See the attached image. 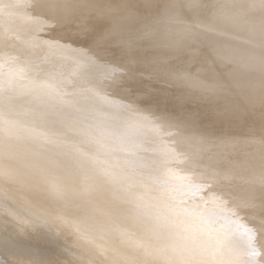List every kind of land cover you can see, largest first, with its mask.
<instances>
[{"label":"bare ground","instance_id":"6f19581e","mask_svg":"<svg viewBox=\"0 0 264 264\" xmlns=\"http://www.w3.org/2000/svg\"><path fill=\"white\" fill-rule=\"evenodd\" d=\"M106 1H108L109 3H107ZM208 1L209 0H133V1H130V0H112L110 2V0H0V65L3 66L4 64L5 65L7 64L9 67L10 66L9 62H10L11 65L12 64H14V65L15 64L16 65L22 64L23 67H26L27 66L26 63H25V66L23 63L27 61L28 66L31 67L29 69L33 71L32 79L36 83H38V85L40 83H42L41 85H44L43 83L46 84V82H49V80H50V82H52L51 80H52V77L54 75V71L57 68H59L60 65H62V66L64 65L67 67V65H65V64H70V70H67V73L70 72L68 74L78 75L80 77H81V75H83L82 77L84 79H85V76L91 77L88 80V82H89L88 84H90V86H91L90 89H92V91L94 93H92L91 91L89 93L92 96H93V94H95L96 97L93 96V98L95 97L94 100H97V102H100L102 104V105H99V106H103V108H101V110H105L106 108L107 109L112 108V106H113V108H114V106L115 107L118 106L119 108H117V109L114 108L118 112H119V109L121 107H122L121 109H123V110L125 109L124 112L127 110L126 113H129V115L131 117V119H129L130 125L127 127L128 128L127 130L124 129L126 131V134L122 133L119 136H123V134H125V136H126L125 138H128L129 136H131L130 138H132V136L134 134V133L132 134V132H136L135 126H137L138 123H140V125L145 124V126L149 127V128H150V126L154 127V124H156V123H158L159 125H162V126L166 125L171 130H174L176 128H179V129L181 128L180 131L182 133L178 132L177 130H174V131L178 132L179 136L176 135V132H175L176 137L174 139L171 140V137L173 138L174 135L173 136L170 135L171 136L170 138L168 136L169 142L171 141L170 143H166L167 140L165 141V139H167V138H165V139L161 138L162 140L159 138V140H157V141L162 142L164 140V142H165V143H163L164 144L163 145L164 150L163 149L161 150V152L163 151L162 154L157 153L156 152L157 147H156V144H155L156 142H155L154 147H156V148H154L155 150L153 149V151H155L157 154H155L153 152L154 154H151V155L154 156V158L152 156V158L154 160L158 159L155 163H158L159 161H161L159 163H162L163 162L162 160L163 159L167 160V158H168L167 162H169V159L171 160V158H172V159L176 160L175 163L180 162V165H181V163L185 164V162H186V165H189V162H188L189 160H188L187 154H186L187 157H184V155H185L184 152H187L186 147H188V148L191 146H195V147L200 146L201 147V145H203L202 148H207V150H208V148L210 149L213 146H216V144L218 143L217 141H220L221 138L223 139L224 136L227 135V134H225L226 133L225 131L228 130L227 129L228 125H227L226 129L225 128H224L225 130L223 129L224 131L221 130V132H219V134L222 132H225L224 136L220 137V135H218V133L215 136H213V138L214 137L216 138L217 136H218L217 138H220L219 140H215V145H213L214 143H212V141H211V144H209V147H204V144L207 143L208 136L210 135V133H212L210 131L208 132V128H210L211 126L209 125L210 123L208 124L207 118L210 119V117L215 115L217 112L216 113L213 112L215 114H212L210 117H208L209 115L208 116L206 115L205 117H207V118H205V117H203V115H201L197 120L192 122L191 121L192 116L197 114V109H196L197 106L202 105L203 107L209 108L210 109V110L208 109L209 113H206V114H210L212 110H219V111L223 112V110L225 111V108L227 107L228 104L230 105V103H233L234 106L232 107V109H231V106H229L230 108L229 107H227V108L233 110V108H235V105L242 99V95H244L243 93L245 92V90H243L244 88H247L248 90H250L249 93H255V94L261 93V95H262V92L264 89V86L261 87L263 89L260 88V86L262 84L264 85L263 77H262L263 82H260L261 81V75L263 76L262 71H261L262 74L259 73L260 77L257 76L258 74H256V75L254 74L256 72V70L258 71L259 68H261L260 70H262V68L264 66L263 64H260V65H263L262 67L259 66V63L261 62L262 57L264 55V50H262V51L258 50L259 47L256 48L255 43H254V41H256V38H259L260 41H262L261 38L264 40V0L259 7L257 6L256 9L248 8V4L246 2H250V0H227L229 2L227 7L216 6L214 8H212L208 5ZM153 6H156L158 8L159 12L166 15V16H164L165 18L150 20V18L147 17V10L149 9V7H153ZM237 14H239L240 17L237 16ZM198 15H202V18L201 19L196 18V16H198ZM238 32H240V33H238ZM74 36H78L79 37L78 40L75 41L73 39V38H75ZM76 39H77V37H76ZM257 41H256V45L258 46ZM263 44H260V45L263 46ZM262 46H260V47H262ZM42 57L45 58V61L43 64L45 66H47V67L49 66V68L53 69L54 71L51 70L53 73L52 72L50 73L49 70H46L48 68H45V66L42 63H40V61H42V60L37 61L38 58H42ZM32 58H34V60L36 59L35 61L38 62V64L36 63L37 65L35 64L33 66H30V64L28 62H29V60L32 61L31 60ZM139 61L148 62V67H146L143 70L137 69L135 66H136L137 62H139ZM262 62L264 63V60ZM33 63H35V62H33ZM33 63H31V64H33ZM7 65L5 67H7ZM14 65H12L13 67H11V69L14 68ZM18 66H17V70H18ZM156 67H159L161 69V73L158 77V80L156 81V83H149L150 70H152ZM68 68L69 67H67V69ZM98 68H101V70H100L101 72L106 73L105 77H103V76L100 77V74H98V76H97V73H99V72H97ZM6 69H5V71L7 72L8 69L7 70ZM3 70H1V71H3ZM263 70H264V68H263ZM14 71H16V69ZM94 72H97V73H95L96 74L95 77L93 75ZM0 74L4 75L3 72ZM55 74H58V76H59V72L56 73V71H55ZM107 74H108V76H106ZM16 75H18V74H16ZM16 75H14V76H16ZM63 75H64L63 78L60 77L61 79L59 82L60 87L61 86L63 87L62 89H64L65 87L68 88V85L70 82V78H67V76L65 77V74H63ZM89 75H92V76H89ZM18 76H19V78L21 77L20 75H18ZM255 77H259L258 80L260 79V81H258ZM1 78H0V84H1V80L3 79V78L2 79ZM16 78H17V76L14 77V79H16ZM19 78L17 79V81L19 80ZM56 78H58V77H56ZM7 79H8V77H7ZM28 79L30 80V78H28ZM55 79H53V80H55ZM116 79H119V81H114ZM3 81H5V79L2 80V83H3ZM22 81L20 80V82H22ZM26 81L27 80H25L23 82H25L24 84L26 85V87H29L30 85L27 86ZM12 82H13V80H12ZM129 83L132 84L131 90L129 92L127 91L126 93H122V88L124 86H127ZM260 83H262V84L258 85ZM21 84L22 83L19 84L18 82L16 84L13 83L12 86H9V85L5 86L3 84V87H2V91L4 92V95H7V96L9 95V98L7 96H6L7 99L5 97H4L5 99L2 98L3 100L0 98L1 99L0 100V116L3 115V117H1V118H4V119L7 116H8L7 119L10 117L9 120H6V121L4 120L5 122H7V121H9V122H7L8 124L6 123L7 125L5 124L6 128L4 127L3 129H5L7 134H8V132L9 133L11 132V134H10L11 136H12V134H14V131L16 129L19 128V130H20L22 128L21 126H19L20 124L17 121H16L18 123L17 127L18 126L19 127L15 128V124H14V122H11V118L13 120V117H15V113H19L18 109H20L24 103H27V101L30 102L34 99L33 103H34V101H36L38 104H40L41 105L40 110H42V106H44V105L46 106L47 103L49 104L48 105L49 107H50V104H52V107H53V103L55 102V100L60 98L57 96H59L62 93V90H61V92L60 91L57 92V94L60 93L59 95H57V94L48 95L50 93L49 90L54 89L55 87L49 88L44 92L42 90V92H41L42 94L39 92V90H37V92H39V93L35 92L36 94H34L33 92L28 93V91H26V92L24 91V89L21 87L22 86ZM24 84H23V86H24ZM51 84H53V83H51ZM86 84H87V82H86ZM88 84H87V86H88ZM32 85H34V84L32 83ZM35 85H37V84H35ZM48 85H50V83ZM48 85H46L45 87L47 88ZM1 86L2 85H0V88H1ZM40 87H36V88H40ZM45 87H44V89H45ZM49 87H52V86H49ZM3 88H4V90H3ZM34 89H35V87H34ZM41 89H43V88H41ZM59 89H56V90L58 91ZM90 89L88 88V91ZM0 91H1V89H0ZM35 91H36V89H35ZM68 91H70V90L68 89ZM68 91L66 90V92H68ZM242 91H244V92L242 93ZM0 94H1V92H0ZM64 94H65V92H64ZM71 94L73 95V92L69 93V94L66 93L65 96L71 95ZM263 94H264V92H263ZM4 95H2V97ZM10 95L11 96L15 95V96L13 99H10L13 97V96L10 97ZM249 95H252V94H249ZM88 96H89V94H88ZM130 97H131L130 100H132V98H134L131 102H129ZM245 97L249 98L246 95H245ZM245 97H243V98H245ZM251 97H253V96H251ZM255 97H257L259 100L261 99L260 95L258 96V94ZM70 98L71 97H69V99ZM72 98H71V101H73V99H74V98L73 99ZM85 98H84V100H85ZM173 98H175L176 100L174 102L173 101H170V102H173V103L176 102V104H174V105L177 107L173 106V109H171V110L173 112V111H175V108L176 109L178 108V110H176V112L171 113V111H170V113H169V110H167L168 111L167 112L165 109L162 110V108H160L159 106L157 107L158 104L161 105L163 102L165 103L167 100H170V99L173 100ZM91 99H90V101H88L86 98L88 103L93 101ZM66 100H67V98H66ZM77 100L84 101L82 98L81 99L78 98ZM246 100L247 99H245V101ZM254 100H255V104H256L258 102V100H256L255 98H254ZM63 101H65L64 97H63ZM85 101H84V104L86 105L87 103ZM248 101H249V99H248ZM263 101H264V99H263ZM263 101H262V103H263ZM36 102H35V104H37ZM65 102L63 103L64 107H65V105H67V103H65ZM75 102H77L76 107H78V109H79V106H78L79 103L78 102H80V101H76V99H75ZM93 102H94V104L97 103L95 101H93ZM259 102H258L259 105L262 104ZM30 103H32V102H30ZM33 103L31 105H33ZM59 103H60V101H59ZM252 103L248 102V104H249L248 107H251L252 109L256 105H258V104H256L254 107H252L254 105V103H253V105H252ZM54 104L57 105V103H54ZM61 104H62V102H61ZM70 104H71V102H70ZM80 104H82V102ZM94 104H92V106H95L94 108L96 109L98 104H95V105ZM240 104H242L241 101H240ZM240 104L238 103L236 110H234V111H236V114L234 116L232 114L233 119L231 120V122H229V121L227 123L223 122L226 124L229 123V128H230V126L234 127L233 129H235V127L240 128V127H243L242 126L243 123L245 124L244 112H246L247 109L244 110L243 108H246V107H243ZM40 105H37L36 108L39 109L38 107ZM58 105H59L58 107L61 108L60 107L61 105L60 104H58ZM74 105L75 104L73 102V107H74ZM83 105L80 106V107H82L81 109H79L80 111H82L84 109ZM154 105H156V106H154ZM239 105L242 106L243 108H240ZM243 105H246V104L243 103ZM262 105H264V103ZM262 105L258 106L256 110H258V108L260 109V107ZM67 106L69 108H73L72 105H70V106L67 105ZM152 106L156 107L155 111H154V108H152ZM162 106H164V105H162ZM25 107H27V106H25ZM30 107L33 108L32 106H30ZM30 107L28 106L27 108H30ZM55 107L56 106L54 105V109H55ZM88 107L86 106V109ZM104 107H105V109H104ZM238 107H239V109H238ZM24 108H21V109L24 110ZM27 108H25V109L27 110ZM31 108L28 110L29 112H30ZM98 108H100V107H98ZM21 109H20V113H21ZM66 109H63L65 111L62 112L61 114H63V113L68 114L67 112L69 111V115L72 113L71 114V116H72L73 112H70L71 109L67 110V111H66ZM75 109H77V108H74L73 110L75 111ZM91 109H93V108L91 107ZM114 109H112V110H114ZM26 110H24V111H26ZM44 110H45V108H44ZM46 110L49 111L50 108H47ZM46 110L45 111L42 110V112L45 113V112H47ZM109 110L111 111V113L114 112L111 109H108L107 111H105L107 113L104 112L105 115L103 114L105 117H107V115L110 113V112L108 113ZM116 110H115V112L118 113ZM138 110H140V111H138ZM254 110H255V108H254ZM254 110H253V112L256 111V110L255 111ZM24 111H22L23 114L21 113L22 116L24 115ZM36 111L37 110H35L34 113H38ZM54 111L57 112L56 109ZM78 111H77V114H76V111L74 112V114H76V116H74V119L71 117L73 120H75V117H76V119H78L77 116L80 115V114H78ZM226 111H227V109H226ZM234 111H232V112L234 113ZM249 111H252V110L249 109L248 112ZM53 112H52V114H53ZM91 112H92V115L91 114L90 115L92 118L93 114L95 112L94 113H93V111H91ZM102 112L103 111H101V113H98V112L97 113L102 115ZM124 112L122 111L121 113H124ZM205 112L206 111H204V113ZM230 112L231 111H229V114H230ZM28 113H26L25 117L23 116V118H27V120H28V118L30 116H32V117L36 116L35 114H33L34 115L33 116V115H30V113L29 114ZM50 113L47 112L46 115H48ZM55 113H54V115H55ZM57 113H60V112H57ZM126 113H124V114L127 115ZM250 113L251 112H249L248 114L254 116V114H252V113L250 114ZM255 113L257 115V112H255ZM66 114H64L62 116L65 117ZM81 114H82V112H81ZM119 114H117V117L120 116ZM155 114H156V116H155ZM226 114H228V111L226 112ZM246 114L247 113H245V115ZM17 115L18 114H16V116ZM27 115L28 116L30 115V116L28 117ZM37 115L43 116V114H37ZM54 115L52 116L50 114V116H52L54 119L56 118L55 121L57 120L58 124L63 123L65 121V120H63V122H59L58 121L59 118L55 117ZM59 115L57 114V116H59ZM86 115H87V113H86ZM86 115L83 114L82 116L85 117ZM4 116H6V117H4ZM109 116L110 115H108V120H109ZM111 116H112V114H111ZM220 116H222L221 119L224 117L222 113L220 114ZM225 116H227V115H225ZM20 117L21 116L19 114V117L17 116V118L15 117L14 119L19 120ZM59 117L61 119L64 118V117H61V115ZM95 117L96 116L94 115V118ZM98 117L101 118L100 115ZM121 117H122V114H121ZM227 117H225V118L227 119ZM257 117L260 118V116H257ZM257 117H254V121H255V118H257ZM37 118H39V117H37ZM37 118H35L34 120H36ZM66 118H68V116H66L65 119ZM89 118L90 117H88V119ZM112 118H113V116H112ZM114 118H116V117H114ZM118 118L120 119V117H118ZM118 118L114 119L113 121L119 122ZM262 118H260V121L256 122V124H258V123L260 124ZM30 119L31 118H29V120ZM39 119H38V122L40 121L39 123L44 122L43 120L41 122V120H39ZM41 119H43V118L41 117ZM44 119H45V115H44ZM46 119H47V117H46ZM49 119L50 118H48V120ZM88 119H86V120H88ZM95 119H96V121H95V124H96L97 118H95ZM221 119H220V122H221ZM224 119H223V121H224ZM249 119H251L250 116H249ZM21 120H22V117H21ZM21 120L19 122L22 124ZM25 120H23V121H25ZM29 120L27 122H30ZM48 120H46V122ZM50 120L52 121V118ZM104 120H105V118H104ZM115 120H118V121H115ZM257 120H259V119H257ZM263 120H264V118H263ZM51 121L49 123H51ZM71 121L72 120H70V122ZM99 121L100 120H98V122ZM2 122H3V120H2ZM2 122L0 120V125H2ZM31 122H30V124L32 125L33 123H31ZM66 122H64L63 124H65ZM106 122H109V121H106ZM111 122H112V119H111ZM249 122H250V120H249ZM251 122H252V120H251ZM262 122H264V121H262ZM73 123H75V122L73 121ZM73 123H72V125H74ZM87 123L85 122L84 124H86V126L88 128L89 123L88 124ZM91 123H93V120ZM101 123L105 124L102 121H101ZM24 124L25 123H23V125ZM103 124H101L102 127H103ZM207 124H208V126H207ZM216 124L217 123L214 124L213 128L211 127L213 129V131L215 130V127L219 123L217 125ZM253 124L255 125V123H253ZM263 124L264 123H261L260 126L262 125L261 127H263L264 126ZM31 125H30V127H31ZM36 125L34 124V126H36ZM61 125H60V127L59 126L57 127V124H56V128L57 129L60 128V130H63L65 126L62 127L63 125L62 126ZM67 125H71V124H67ZM98 125H100V122L98 123ZM109 125H110V123L108 124V127H109ZM251 125H252V123H251ZM26 126L28 128V125H26ZM44 126L46 128V125H44ZM54 126H55V124H54ZM54 126L50 127L48 125L47 128L50 127L48 129L52 130L51 128L52 127L54 128ZM90 126H91V124H90ZM92 126L94 127V125H92ZM113 126L119 127V123H118V125H117V123H115V124H113ZM113 126H112V128L110 127L109 129L112 130L114 128ZM138 126H139V124H138ZM218 126L216 127V129L220 130V129H218ZM221 126L222 125L220 123L219 128ZM256 126L257 125H255V127H254L252 125V127L255 129H253L251 126H249L253 129V133H255L254 130H256ZM1 127H3V126H1ZM30 127H29V130L32 129V128L30 129ZM37 127H36V129H38ZM40 127H41V124H40L39 128ZM72 127H74V126H72ZM72 127H69V129ZM93 127H91V130ZM106 127H107V125H106ZM106 127H103L102 129L103 130L105 129V131H108V130H106ZM118 127L116 129H118ZM142 127H144V126L142 125ZM246 127H244L245 132H247L246 134L249 136L248 131H246ZM261 127H259V128H261ZM24 128H26V127H24ZM24 128H22V129L24 130ZM33 128H35V127H33ZM41 128H40V130H42ZM56 128H54V129H56ZM76 128H78V127H76ZM87 128L84 125V129H87ZM95 128L97 131L98 129L100 130L101 127L99 128L96 126ZM95 128H94V130H95ZM259 128H257V130ZM84 129L80 130V126H79L78 131L80 130L83 132V133L82 132H79V133H81L83 135L85 133ZM88 129H87V132H88ZM146 129H148V128H146ZM156 129H157V126H156ZM252 129H250V130H252ZM19 130H16V131H19ZM23 130H22V134H21V132H19V133L23 136H24V134L27 135V133L23 134ZM29 130H26V132ZM60 130H58L59 133L57 131L56 132L58 134H60ZM64 130H65V133L69 132L68 130L66 132V128ZM91 130H89V131H91ZM122 130H121V132H122ZM136 130H137V128H136ZM166 130H168V129H166ZM257 130H256V132L260 133V131H257ZM38 131H39V129H38ZM46 131L48 132V130H46ZM71 131H73V130H71ZM116 131L117 130H115L114 132H116ZM119 131H120V129H118V133H119ZM140 131L142 132V130H140ZM145 131L147 132V130H144L143 133ZM152 131H153V128H152ZM159 131H160V129H159ZM237 131L235 130V133ZM51 132H50V135L52 136ZM99 132L97 134H95V132H93V133L95 135L99 134L101 136H103V135L105 136V133H107V132H104V134H103V132H101L103 134L102 135ZM114 132H112L113 135L111 133L110 134L107 133V134H109L110 137H112V136L115 137L117 133L115 134ZM129 132L132 135H130ZM171 132H170V134H174ZM61 133H62V131H61ZM166 133L167 132L164 133L165 136H167ZM214 133H216V132H214ZM230 133H231V131H230ZM238 133H236V135ZM258 133H256V134H258ZM58 134H57V136H59ZM62 134H64V133H62ZM71 134H72V132H71ZM71 134L70 133H69V135L64 134V136H66V135L71 136ZM76 134L78 135V132H76ZM94 134H91V138H93L95 136ZM114 134H115V136H114ZM207 134H209V135H207ZM250 134H251V131H250ZM262 134L264 135V129L262 131ZM14 135H16V134H14ZM28 135H31V134H28ZM82 135H80V137ZM86 135L87 134L85 133L83 137H85ZM127 135H129V136L127 137ZM153 135H151V136H153ZM161 135H163V134H161ZM230 135H232V134H230ZM236 135H234V136H236ZM252 135L254 136V134H252ZM252 135H250V137ZM72 136H74V134H72ZM101 136H100L99 140H101ZM119 136L118 137L116 136V137L121 138ZM144 136H145V134H144ZM202 136H204L205 138H201ZM257 136L258 135H256V137ZM53 137H55V136L53 135ZM77 137H72V138H77ZM225 137H226V141H228L227 137L229 139V136L227 135ZM231 137H230V139H231ZM238 137L240 138L241 136H236L237 139H238ZM252 137L250 138V140L252 139ZM256 137H255V139H256ZM259 137H260L259 140H261L262 139L261 136H259ZM65 138H67V136ZM82 138H81V140L83 141ZM109 138H108V140H111V141L115 140L113 138L112 139H109ZM149 138H151V137L149 136ZM248 138H247V136L245 137L246 141ZM263 138H264V136H263ZM61 139H64V137ZM106 139H107V137H106ZM156 139H157V136H156ZM156 139H154V140L156 141ZM242 139H244V136L240 140H242ZM257 139H258V137H257ZM74 140L77 141V139H73L71 142H73ZM79 140H78V142H81ZM84 140H87V138ZM102 140H103V137H102ZM102 140L100 142L101 143L100 145L103 146V144H104V146H105V142L107 144V140L105 142H103L105 140V138L103 141ZM117 140H119V139H117ZM117 140H116V142H118ZM126 140H129V139H126ZM150 140L151 139H149V142L153 143V142H151L153 140H151V141ZM235 140H234V142H235ZM256 140L255 141L253 140L254 143L252 142L254 144L253 148H251V147L246 148V151H247V149H250V148L251 149L248 150L247 153L242 154V157L240 156L241 158L239 160L234 161L235 158L233 159L234 162H232V160L231 161L228 160L232 163L231 164L229 162L231 165L226 161L227 164L230 166H225V168L230 167L229 169H223L221 167V166H223V164L220 166L221 168L218 166L216 167L214 165V163H213V165L215 167L211 168L212 165L210 164L211 167H210V169H208L210 166L209 163L211 162V161L210 162L208 161V165H209V166L207 165L208 168L206 166L204 168H207V169L204 170V168L202 167L204 172H202V170H200V173L202 172L201 174L199 173V170H198L197 172L200 174V176H198V175H196L197 172L194 174V172L192 171L191 167H196V164H193V163L192 164L195 166H191L190 167L191 169H186L185 171L183 170V172L181 171L182 167L179 164L178 165L181 167L180 171L178 170L179 172L177 170H173L174 168L173 169L169 168V171L171 170V173L167 171L168 170L167 167L169 165L167 167L166 166L163 167L160 165L162 172H163V168H166V172L168 174L170 173L168 177L170 179H172V181H170L169 184L171 182L175 181V183H177L179 185L178 187H180V186H182V188L184 187L181 190V192L184 189H185V191L188 192V194L186 195L185 193H187V192L184 191L185 198L187 196V199L181 200V202L182 201L183 202L181 203L180 208L179 209L177 208L179 205L177 207L175 206L176 210L174 209L175 210L174 212L173 211L168 212L169 209H171V207L174 205L173 202L170 203L172 200L170 201L169 197H167L168 199L166 198L169 201V203L166 205L167 202H165L164 200L162 201V203H159L160 201L159 202L153 201L152 198H151L152 199L151 200L150 196L148 194L147 195L149 197L146 196L147 198L144 197L145 194H144V196L142 195L143 197H140V196L137 197L138 195H140V194H137L138 192L137 193L134 192V193H136L135 196H130V195H132L131 192H133V190H134L133 188H132L133 190H131V192H130L131 194L127 190V193H128L127 196L128 197L126 195H125L126 197L123 196L125 193V190H126L125 188H123L125 186V185H123V183L127 182V184H129L130 181H133V180L127 181L126 179H131L133 176L132 177H131V175L129 176V174H127L123 170V172H124L123 174L128 175V177H131V178H127V176H124V175H122V173H120L123 176L122 177L123 179H124V177H126L125 178L126 182H124L123 180L121 182L120 181L118 182V180H117L118 177H117V179L115 177L117 176L116 173H118V171L120 170L119 169L120 167L117 168L115 166V164H114V166L111 164L110 165L108 164V166L114 167L113 169H116V171H117L116 173L113 171L116 175L114 177L115 178V180H114V178L111 177L113 175L110 174V176H109V174H107L108 170H105V169H109V171H110V168L105 167V164H104L105 162L100 161L103 159L104 156H102L101 157L102 159L99 160V162H101V164L103 163L102 166H100V167L96 166L94 164L93 160L91 162H93V164H94L93 166L94 167L96 166V167L93 168V166L91 167L88 165L91 168V170H93V172L92 171L91 172L93 174H95L96 177L90 178L91 175L95 176V175L91 174V172H90L89 176H86V178L87 177L90 179L94 178V180L95 179L97 180V178H99V179L101 178L102 179L101 181H103V182L105 179L101 177L102 173H103V176L107 177V175H108L109 178H112V179L108 178L109 180L106 181L107 178L105 177L106 178L105 183L99 182L100 183V187H99L100 189L99 188L95 189V187H97L98 181L95 180L96 184L92 182L94 180H91L89 183H87L89 180L86 181L85 174H82V176L83 175L84 176L82 178H80L79 172L82 171L83 173L84 172L86 173V170L84 171L85 166L82 167L83 169L77 168V165H76L77 162L76 163L74 162L77 170L82 169L81 171L78 170L79 172H75V173H77L76 175L79 176L81 181L82 180L86 181L85 183H83V182L79 181L80 180L79 178H77V179H79V180H77V182L79 181L81 183L79 185L80 187L78 186L79 188L76 187V189H74V190H76V192L74 193V196L77 195V193L85 194V197H87L86 199L88 201L91 200L90 202H92V203L86 202L83 199V201L85 203H87L83 206L80 204V203L84 204L81 201L82 199L77 198V196L78 197L80 196L81 198H83L84 195L81 196L82 194L81 195L79 194V195L75 196V198L77 199L75 202L79 203L77 201H80L79 204L81 205V207L79 205L78 206L80 208L73 206V208H72L73 210H74V208H77V209H75L76 213H74V215L69 213V215L70 214L72 215V218H70V220L72 219L71 224H73V228L70 225V221H69V225H67L68 222H66V221H68V220L65 218L66 215L65 216L63 215L64 217L62 218L63 220L65 218L66 221L65 220L62 221V219H61V221L59 220L60 221V223H59V221L57 222L55 219H53V220H55L59 224H61L62 222H66V225L68 227L70 226L69 229H71L72 231H76L77 234H79V237H81L83 235V237H86V239L92 238L93 243L96 241L95 245L97 247H99L103 250L106 249V251H108L106 254L108 257L112 258V262L114 264H131V263H133V264H264V144H263V141L261 142L259 140L258 141H256ZM98 141H95L96 145H97ZM123 141L125 142V140H123ZM131 141H132V139H131ZM223 141H224V143H226L224 139H223ZM246 141L243 140L244 143H246ZM91 142H93V140ZM119 142H121V141H119ZM124 142H121V143L123 144ZM126 142L129 145L131 144V143H128V141H126ZM149 142H148L147 146H149V145L151 146V144H149ZM161 142H157V143L161 144ZM229 142H232V141L229 140ZM238 142L237 143L239 145L244 144V143H241L242 141H238ZM248 142H250V144H251V141H248ZM82 143L85 146L84 142H82ZM82 143H81L80 149H82L81 148ZM86 143H88V145H90V142H86ZM233 143H232V145H233ZM98 144H99V142H98ZM127 144L125 143L123 145L126 146ZM250 144H249V146H250ZM18 145H20V144H18ZM77 145H79V144H77ZM92 145L93 144L88 146V148L91 147ZM115 145H117V143ZM115 145L113 144V146H115ZM211 145H213V146H211ZM220 145L217 144V146H220ZM225 145L226 144H223V148ZM239 145H238V147H239ZM21 146H22V144H21ZM87 146H85V147L87 148ZM109 146H110L109 149L111 147L114 149L112 144H110ZM124 146H122V147L125 149L127 146L126 147H124ZM157 146H161V145H157ZM226 146H225V148H226ZM243 146L246 147L247 145L246 146L243 145ZM70 147L71 146H69V149H70ZM97 147L99 148V146H97ZM134 147H137V146H134ZM134 147H132V148H134ZM146 147L144 145V149ZM73 148H74V146H73ZM86 148H84L85 150L83 149L84 152L85 151L86 152L83 153V150H81L82 151V153H80L81 156L78 155L77 157H79V156L82 157L83 154H87V156H89L88 159L90 161L91 155L90 154L88 155L87 151L91 148H89V149L87 148L88 150H86ZM142 148H143V146H142ZM152 148H153V146H152ZM191 148H193V147H191ZM230 148L232 149V152H234L233 151L234 149H238V148L233 149L231 146L228 149H230ZM76 149L74 148L73 151ZM102 149L106 150L107 147H104ZM128 149H130V148H128ZM134 149H136V148H134ZM213 149H214V147H213ZM216 149H215V151L213 150L210 153L216 152ZM228 149H227V151H228ZM243 149L237 150V151H239V154H240V151ZM92 150H95V149H92ZM99 150H101V149H99ZM121 150H123V149H121ZM188 150H190V149H188ZM218 150H220V152H221L220 148H218ZM65 151H66V149H65ZM71 151H72V149H71ZM73 151H72V153L70 152L69 154H73ZM78 151L81 152L79 149H78ZM95 151H92L94 154L93 156H96ZM103 151L104 150H102L101 154H104ZM110 151H111V149H110ZM118 151H119V146H118L117 152ZM125 151H128V150H124L122 152L124 153ZM130 151H132V150H130ZM139 151L140 150H135V154L133 152V154L135 156L133 155V157L138 156L136 154L137 153L140 154ZM196 151H197V149L195 150V152ZM198 151L200 152L201 148L199 150V147H198ZM208 151H210V150H208ZM208 151H206L208 154L205 153L204 151H203V154L205 153L206 156L207 155L211 156V154ZM225 151H226V149H225ZM79 152H78V154H79ZM90 152H91V150H90ZM122 152H119V153L121 154ZM158 152H160V150H158ZM106 153H107V150H106ZM119 153H117V154L119 155ZM129 153H131V152H129ZM145 153H147V150ZM148 153H150L149 149H148ZM191 153H192V151H191ZM223 153L224 152L222 151L221 154H223ZM229 153L226 152V154H229ZM235 153L238 154V152H235ZM241 153H242V151H241ZM64 154H65V152H64ZM66 154H68L67 151H66ZM101 154H100V156H101ZM112 154L114 155V153H112ZM143 154H142V156L145 158L147 156H144V155H148V154H144V155ZM216 154L220 156V153L218 154V151ZM230 154L232 155V153H230ZM237 154L236 155L234 154V155L238 158ZM68 155H65V156L63 155L65 159L64 158H59V159H61V161H63L62 159H64V161L67 164V163H69L67 161V159L70 158V157H68L66 159V157ZM107 155H109V153H107ZM107 155H105V156L108 158ZM118 155L115 154L116 158H119V157H117ZM204 155H203V157L206 158V156H204ZM223 155H225V154H223ZM231 155H229V156L232 158V156H234V155H232V156ZM73 156H74V154H73ZM73 156H72V158L75 159L76 156H75V158ZM97 156H98V153H97ZM97 156H96V158H98ZM109 156H111V152H110ZM201 156H202V154H201ZM212 156H213V154H212ZM229 156H227V157H229ZM80 157L78 158V161H79ZM122 157H123V155H122ZM190 157H192V155ZM194 157H196V155H194ZM203 157L200 158L201 162H202V159H204ZM222 157H221V159H222ZM83 158H84V156H83ZM83 158H81V161H80L81 164L84 162ZM107 158L104 160H107ZM120 158H119V161H117L115 163L120 164V163H118V162H120ZM197 158H198V156H197ZM29 159H30L29 156H25L21 160V163L26 161V160H29ZM59 159H57V162L60 161ZM85 159H86V155H85ZM88 159H86V160H88ZM93 159H94V157H93ZM110 159L113 160L114 158L112 157ZM115 159H114V161H115ZM131 159H133V158H131ZM149 159H150V157H149ZM149 159L147 158L145 160H149ZM191 159H193V158H191ZM196 159L194 161H196ZM213 159H212V161H213ZM143 160H144V158H143ZM166 160H165V162H166ZM208 160H210V158ZM54 161H55V159L53 160V162ZM61 161L59 162V164L62 163ZM73 161L74 160H72V162H70L68 165H71L73 163ZM96 161H98V159H96L95 162ZM121 161H124V160L121 159ZM138 161H140V160L138 159L137 162ZM142 161H141L142 164L148 163L146 161L143 163ZM198 161H199V158H198ZM203 161H205V160H203ZM224 161H225V158H224ZM65 162H64V164H65ZM80 162H79V164H80ZM106 162H108V161H106ZM150 162H151V160H149V163ZM172 162H174V161L172 160ZM196 162H194V163H196ZM205 162H207V161H205ZM218 162L219 161H217V163ZM221 162H223V159L221 160ZM226 162H224V163H226ZM123 163H121V164L123 165ZM126 163H127V161H125V163H124V169L126 167L125 166ZM128 163H130V161H128ZM199 163H200V161H199ZM220 163H219V165H220ZM34 164H35V166H39V164L36 163V161L34 162ZM87 164H88V162H87ZM131 164H134V163H131ZM131 164H129V165H131ZM153 164H154V162L152 163V165L150 164V166L152 168H154V166H155V165L153 166ZM206 164L207 163H205V165ZM73 165L74 164H72L71 166H73ZM85 165H86V161H85ZM98 165H100V164H98ZM120 165H117V166H120ZM199 165L200 164H198V166ZM139 166H140V163H139ZM150 166H148V167L151 168ZM179 166L178 167L174 166V167H175V169H177V168H179ZM184 166L185 165H183V167ZM79 167H81V165H79ZM121 167H123V166H121ZM141 167H143V165ZM148 167L146 166V168H147V169L145 168L146 171L147 170L149 171ZM155 167L157 168L158 166H155ZM186 167H188V166H186ZM90 168H88V169H90ZM127 168H129V167H127ZM196 168H195V170H196ZM72 169L74 171H76V169H74V168H72ZM72 169H69V170L71 171ZM94 169H95V171H94ZM129 169H126V171H128ZM151 169H150V171H151ZM183 169H185V168H183ZM66 170H67V168H66ZM69 170L67 171L68 175L70 172ZM132 170H134V169H132ZM137 170H139V168L138 169L136 168V172H137ZM105 171H106L107 175L105 174ZM129 171H131V170H129ZM140 171L141 170H139V173L141 174ZM6 172H8V171H6ZM136 172H135V174H136ZM144 172L145 171L143 170V173ZM155 172H156V169H155ZM155 172H153V174ZM10 173H12V171ZM54 173L52 174L53 176L57 174V171ZM58 173H59V170H58ZM63 173H66V172H63ZM81 173H80V175H81ZM128 173H130V172H128ZM160 173H161V171H160ZM163 173L166 174L165 172H163ZM62 174L59 176L61 177ZM72 174H74V173L72 172L71 175ZM144 174H146V173H144ZM164 174H163V176H164ZM168 174H166V175H168ZM233 174H235V175L237 174L236 176L243 177L245 180L243 182H241L240 181L241 179L239 178L238 181H236L235 183H229L230 182L229 180L231 179V177L235 176ZM15 175H17V174L14 172L13 178L17 177ZM52 175H50L51 180H52V178H54V177H52ZM146 175H145V178H147ZM59 176L57 175L56 177H59ZM70 176L66 175V179ZM140 176H139V178H141V181H142V179L145 180V178H142L143 176L142 177H140ZM159 176H161V175H159ZM159 176H158V178L162 177V176L161 177H159ZM139 178H137V180H139ZM163 178L165 179V177H163ZM219 178H221V179L223 178L224 180L228 181L227 185H226V183H224L226 181L223 182V180H222L223 183H221L218 180ZM235 178L236 179L233 178V180H237L238 177H235ZM56 179L54 178L53 180L55 181ZM58 179H60V178H58ZM66 179H65V176L63 175V178L61 180H57V183H59V184L56 185L55 188L59 189V187H60L59 190L54 189V187H53V186H55L54 181H52L53 183H51V185H49L48 183H50V182L47 180L48 183H45L46 185H45V187H43L44 190L42 189L43 191L41 194L39 193V195H38L37 192L32 193L34 195V197L31 193H30L31 195L29 194V192H31V189H30V191L28 189L32 186V184L29 183L30 184L29 188L25 189L27 192L28 191L29 192L27 193L24 190V192L26 193V196L22 195V194H25L24 192L22 194L20 193L21 195H19V197L16 196V198L18 197L19 200L17 198L15 203L16 204L18 203L17 205H20V203H21V205L19 206L20 209H18V206L15 203L14 204L16 205V207L13 206L14 204L12 205L13 207H15V208H13V209H15V211L17 209L21 210L22 203H23V207L25 205L26 206L28 205L27 206L28 209L24 208V209H27V210H25V211H27V213H24V210H21L24 213V214L22 213L21 215H24V220H27V225H28V220H29L28 217H27L28 219L26 218V216L29 213L28 211L32 208L30 210L32 212L29 213L30 215H32L33 212H37L39 215L37 214V217H35V218L39 219L42 217L43 219H40L42 221V223L39 222L40 223L39 228H38V226H35V227H33V229L36 227L38 228V230L42 228V231L40 230V232H46V233H41L43 236L45 235L46 239H49L46 236L50 231H51L50 235H52L51 233H53V235H55V234H54V231L51 230L52 229L51 227H49L50 229L46 228L49 226L47 223L44 224L43 226L41 225L46 220H48V217L50 218V216H52V214H50L51 210H49L50 213L48 212L50 215L48 214V216H47V213L44 212V210H42V209H45L46 201L53 199V198L55 200L58 197L56 195L57 192L63 191L62 193H64V190H67L66 192L69 194V192H68V191H70L69 186H71L75 182H72V184H71L70 182L72 180V177H70L71 180L67 179L68 181L70 180V182H69L70 184H68ZM135 179L136 178H134V180ZM153 179H154V177H153ZM167 180H168V178H167ZM167 180L165 179L166 182H167ZM72 181H76L75 177L73 178ZM158 181H159V179H158ZM202 181L204 183H202ZM239 181L241 183L236 184ZM135 182H137V181H135ZM159 182H160V184H162V185L164 184L163 186H165L166 182L161 183V180ZM92 183L94 184V186ZM143 183L144 184H141L139 182L140 185L139 184L137 185L139 192H141V194L143 192H145V189H146L145 187L148 185L150 186L153 182L151 181V184L148 182L149 184H147V185H146V182H143ZM245 183H248L247 186L249 188H247ZM77 184H79V183H77ZM155 184H157V182H155ZM166 184H167V186H170V185H168V182ZM75 185H76V183H75ZM75 185H73V186L75 187ZM157 185H159V184H157ZM162 185H160L159 187H161ZM171 185L174 186V184H171ZM62 186H64V187H62ZM127 186L128 187H126V186L125 187L129 189L130 186L129 185H127ZM221 186H226V187L221 189V190H224L223 192L220 191ZM133 187H134V185H133ZM151 187H152V185L150 187H148L149 191L146 189L150 193L152 192V190H150ZM171 187H169V189ZM175 187H177V185ZM175 187L172 188V192L175 190L174 189ZM71 188H72V190L70 192L73 191V187H71ZM157 188L158 187H156V189ZM218 188H219V190H218ZM138 189L136 188L135 190L137 191ZM156 189L154 188L153 191L155 192ZM165 189H166V186H165ZM32 191H33V189H32ZM161 191H162V189H161ZM178 191L176 189L177 194L180 193V192L178 193ZM166 192H168V189H167V191H165V193L163 192V194H166ZM169 192H171V191H169ZM62 193L60 192L61 195L58 194V195H60V198H61V196H63ZM155 193L157 194L158 190H156ZM173 193H175V192H173ZM28 194H29V197H28ZM71 194L73 196V192ZM71 194H69V196H66V197H68V203H67V201H65L66 204L63 203L64 201L62 199H60L59 197L55 201L58 202V199H59L60 201L58 202V204L62 201L61 203L64 204V208L66 206H69L70 204L73 205L74 202L72 204ZM161 194L162 193H158L157 194L158 196L155 195L157 197L154 196L156 198V200H160V199H158V197ZM163 194H162V196H163ZM181 194L183 196V193H181ZM181 194L178 196H181ZM151 195H154V193ZM175 195H173L172 197L175 199V202H176L177 198L174 197ZM22 196L23 197L25 196V197L23 198ZM30 196H32V197H30ZM170 196H171V194H170ZM26 197H28V198H26ZM66 197H64L63 199L67 200ZM165 197H163V198H165ZM20 198H21L22 202H20ZM25 198L28 201L25 200ZM29 198H31V199H29ZM69 199L71 202L69 201ZM78 199H80V200H78ZM92 199L94 201L95 200L96 201L94 202ZM147 199H150V200H147ZM179 199H182V197ZM17 201H19L20 203ZM29 201H31L30 205H29V203L26 204V202H29ZM55 201H52V203L54 205L55 204L58 205L57 202L54 203ZM73 201H74V199H73ZM69 202H70V204H69ZM155 202H158V204L156 203V206L160 204L159 207L157 206L158 208H160L162 206L163 202H165L164 204L166 206V209H165L164 216L161 213L162 210L159 211V213H158L159 215L157 214V212L159 210L157 207H156L157 210H153L152 206H154ZM31 204L33 207L31 206ZM63 204H60L61 206L60 205L59 206L62 207ZM67 204H69V205H67ZM169 204L170 205L172 204V206L167 208V206H169ZM178 204H180V202ZM8 205L9 204H7L6 206H8ZM10 205H11V203H10ZM47 205L49 206L51 204L47 202ZM56 205H55V207H56ZM175 205H177V204L175 203ZM29 206H31L30 209H29ZM165 206H163V207H165ZM70 207H68L69 209L66 208V209H68V212L71 209ZM5 208H7V207H4L3 209H5ZM36 208L39 210H37ZM154 208H155V206H154ZM195 208L196 209L200 208V209L197 212L195 210ZM3 209H2V212L0 211V213H1L0 219L1 220L5 219L4 215L6 214L8 208L6 209L5 214L3 213ZM11 209H10V211H11ZM34 209H36L37 211ZM191 209H194V211H196L197 213L195 212L196 213L195 215L187 214L192 219L193 223L191 224L189 222L190 224L189 223L188 224L190 226H188V224L185 223L186 228L184 229L182 226H183L185 221L187 222V220H185L181 216V219L184 220L183 224H182L180 222L182 220L181 219L179 220L180 217L178 218V216H180L181 214L178 215V213L180 211L181 212H187L189 210L191 211ZM18 210L15 212L16 216L14 214V210L11 211L12 215L10 214V211L7 212V215L9 213V216H10L9 218H12V216H13V218L15 217L14 219H16L18 217L17 214L20 213ZM40 210H42L45 214L43 212H41ZM47 210H45V211H47ZM63 211H65V209H63ZM39 212L42 213V215ZM144 212H146L145 216H143V214H142ZM172 212H173V214H171V218H170V215L165 216V214L167 215V214L172 213ZM2 213L4 215H2ZM160 213L162 214L164 219H166L165 221H168L167 218H170V220L168 221V223L165 222L166 223L165 225H163V222H164L163 220H162L163 222L162 221L160 223L157 222L159 224V226L161 223L163 225L162 228L160 226L161 231L159 230V232H158L157 229L159 227H158V224L156 223V221H160V218H159V216H161ZM43 214L45 215V217ZM33 215H34V213H33ZM40 215H41V217H38ZM141 215L143 218L141 217ZM2 216H3V218H2ZM19 216H20V214H19ZM34 216H36V215H34ZM165 217H167V218H165ZM7 218L8 217L6 216V219ZM13 218L10 220L7 219L6 220L7 223H8V220H9V222L11 220L14 221ZM31 218H33V216H31ZM44 218H46V220ZM140 219H143V220L145 219L146 220V221H144L145 223L143 221H142L143 223H140L141 222V221H139ZM18 220L20 221V225L15 224V223L13 224L12 222H10V223L13 224V226L19 225V226H21L20 228H23V226L26 225L25 224L26 221H24L22 219V216H20L19 219L15 220L14 222L19 223ZM33 220H34V218H33ZM36 221H37V219H36ZM188 221H190V220H188ZM201 221H203V222L209 221L208 222L209 226H208V224H206L207 226L206 225L203 226L206 229V230H204L205 232H201L202 230L200 231V229H199V226L202 227ZM21 222L24 223V225L23 224L21 225ZM29 222H31V221L29 220ZM48 222H49V220H48ZM200 222H201V225H200ZM34 223H36V222H34ZM51 224H53V222ZM214 225H216V227ZM217 226L218 227L221 226V228H222V230H221L219 227V230H220L219 236L217 234V232H219V230H217ZM0 227L3 230L5 229L8 231V229L4 225L0 224ZM43 227H44L45 231H43ZM58 227L59 226H56L58 231H60V229ZM60 227L64 228L63 223H62V226L60 225ZM37 228L35 230H37ZM63 228H62L61 232L63 230H65V228L64 229ZM215 228H216V230H215ZM18 229H19V227H18ZM69 229H68V231H69ZM3 230L0 231V255H3L5 257L0 258V264L1 263L6 264V262H8L10 260H11V262H12V260H14V261L20 260L21 256L23 255V252H24V254H26L27 251H25V249L22 247L20 248L21 243H19V245H17L18 244V243H16L17 240L15 242V240H13V238L9 235L11 233L6 234L5 232H3ZM53 230H56V229L54 228ZM58 231H56V232L58 233ZM69 232H68V234L72 233V232H70V233ZM76 232L75 233L73 232L72 234H76ZM64 233L67 234V230H65V232L63 231L61 233L62 235H60V236L62 237ZM50 235L48 234L49 237H50ZM39 236H40V234H39ZM43 236H42V238L44 239ZM55 236H57V235H55ZM65 236H67V235H65ZM72 236H74V235H72ZM72 236H70L69 239L74 238L72 240H75V237H77L78 235L75 237H72ZM124 237H129V242L124 243L120 248L114 250L113 246L117 243V241L119 239H122ZM52 238L53 237H50V239H52ZM22 239H21L22 243L24 240L28 241V239H25V238H24V240H22ZM69 239H68V242H69ZM90 239L86 240V241H88V244H90L89 243ZM78 240H80V241L82 240V243L84 241L83 238L82 239L79 238ZM45 242H47V241H45ZM62 242L63 243H61V244L65 243L64 241H62ZM68 242L65 243V247H66V245H68ZM70 242H72V241L70 240ZM75 242H77V240H75ZM75 242H74V244H75ZM24 243L27 244L29 242H24ZM24 243H23V245H24ZM80 243H78V244H80ZM85 244L87 245V242L80 245V247L81 246L86 247ZM72 245H73V242H72ZM91 245H94V244H91ZM91 245H89V246L87 245L88 247L86 249H87L88 253L89 252L91 253V251H89V249H90L89 247ZM74 246H76V245H74ZM29 247H31V246H29ZM76 247H78V246H76ZM92 247L93 246H91V248ZM19 249H21V250H19ZM66 250H68V249H66ZM15 251H18V254ZM93 253L94 252L92 250L91 255L94 257ZM29 254H30L29 256H32L33 252L31 255V250H30ZM70 254H71V252H70ZM18 257H20V258H18ZM95 257H97L95 259H99L100 256L96 254ZM23 258L21 261L25 262L26 259L24 260ZM5 259H10V260H5ZM73 259H74V257H73ZM24 262H21V263H24ZM13 263H10V264H13ZM7 264H9V263H7Z\"/></svg>","mask_w":264,"mask_h":264},{"label":"rangeland","instance_id":"374dc122","mask_svg":"<svg viewBox=\"0 0 264 264\" xmlns=\"http://www.w3.org/2000/svg\"><path fill=\"white\" fill-rule=\"evenodd\" d=\"M111 1H112V0H110V2H111ZM130 1H133V0H130ZM106 2L109 3L108 1H106ZM119 2H120V1H119ZM262 2H263V0H250V2H246V3L248 4V8H251V9L254 8V9H256L257 6L259 7V6L262 4ZM228 3H229V2H228L227 0H209V1H208V5H209L210 7H212V8H214V7H216V6L227 7V6H228ZM110 6H111V5H110ZM164 16H166V15H164V14L161 13V12H159V11H158V8H157L156 6L149 7V9L147 10V17L150 18V20L162 19V18H165ZM237 16L240 17L239 14H237ZM196 18L201 19V18H202V15H198V16H196ZM238 33H240V32H238ZM74 37H75V38H73V39H74L75 41L78 40V38H79L78 36H74ZM76 37H77V39H76ZM257 40H258L259 42H258ZM261 40H262V41H260L259 38H256V41H257L258 46L256 45V41H254L256 48L259 47L260 49L258 48V50H260V51L264 50V44H263V43H264V40H263L262 38H261ZM262 42H263V43H262ZM260 44H263V46L260 45ZM260 46H262V47H260ZM31 60H32V61L29 60V62H28V63L30 64V66H33V65H35L36 63L38 64V62L35 61L36 59L34 60V58H32ZM33 60H34V61H33ZM40 60H42V61H40ZM263 60H264V55H263V57H262L261 62H262ZM37 61H40V63L43 64L44 61H45V58H43V57H42V58H38ZM33 62H35V63H33ZM261 62L259 63V66H260V67H262V66L264 65V63H263V62L261 63ZM25 63H26V65L28 66L27 61L23 63L24 66H25ZM31 63H33V64H31ZM37 64H36V65H37ZM260 64H263V65H260ZM6 65H7V64H6ZM6 65L4 64V65H3L4 67H3L2 65H0V69H1V70H3L4 68H5V69H6V68L8 69V70L6 69L7 72L5 71V69H4L3 71L0 70V71H1L0 73H2V72L4 73V75L0 74V78L2 77V78H3V79L1 78L2 80L5 79V81H3V83H2V80H1V84H0V85H2L1 88H0V89H1V91H0V92H1V94H0V95H1V96H0L1 99H2V98H3V99H5V98L7 99V97L9 98V95H8V96H7V95H4V92L2 91L3 84H4L5 86H8V85H9V86H12L13 83H15V84H16L17 82H18L19 84L22 83V84H21L22 86H21V85H20V86L24 89L25 92H26V91H28V93H32V92H33L34 94L39 93V92L41 93L42 90H43V92H44V91H46V90L49 89V88H54V87H55L56 89H59V88H60L58 91L54 88L55 90H54V89H50V90H49L50 93L48 92V93H49L48 95H53V94H57V92H59V91L61 92V90H62V93H61V94H60V93L57 94V95H59V94L61 95V96H60V95L57 96V97H60V98H59V99H56L55 102H54V103H57V105L53 103V107H52V104H50V107H49V106H48L49 104L47 103L46 106H45V105L42 106V110L45 111L47 108H50L49 111L46 110L48 113H50L51 111L53 112V111L56 109L57 112H60V113H57L56 111H54L53 114H52V112H51L50 114L53 116L54 113L56 112L58 115L60 114L61 117H64V116H62V115L66 114V113L61 114L62 112L65 111V110H63V109H66V108H67L66 111L71 109L70 112H73V115L71 116L72 113L69 115V111H68V112H67L68 114L65 115V117L68 116V118H66L67 120L65 119V117L61 119V118L59 117L60 115L57 116L56 113H55L54 116H55V117H58V118L61 120V121H60V120L58 119L59 122H63V120H65L64 122L67 121V122L65 123L66 125L63 124L64 122H63V123H59L60 125H61V124L63 125V126L61 125L62 127L65 126L64 129L66 128V132H67V130L69 129V127H72V126H74V127L70 128V129L73 130V131H71V130L69 129V130H68V131H69L68 133H65V130H64V129H63V130H60V128L57 129V128H56V124H57V127H58V126L60 127V125L58 124L57 120L55 121L56 118L54 119L52 116H50V114L46 115L47 112H45V113L42 112V110H40V109H41V105L38 104L36 101H34V103H33V100H34V99H33L32 101H30V102L33 103V105H31L32 103H30L29 101H27V103H24L23 106L21 107V108H24L25 106H27V107H28V106H29V107L32 106L33 108L30 107V108H31L30 112L28 111L30 108L25 107V108H27V110H26L25 108H24V110H26L27 112L20 108V109H21V113L23 114L22 111H24V115H23V116L25 117V114L29 112L30 115L35 114L36 116H34V115H33V116H34L35 118L39 117L40 119L37 118L36 120H34V119H35L34 117H32V116H30V115H29V116H30V117H29V116L27 115L29 118H31L30 120H29V118H28V120H29L30 122L32 121L31 123H33V124L31 125L30 122H27V121H28L27 118H23V116H22L21 113H20V109H18V112H19V113H15V117H16V118H17V116L19 117V114H20V116L22 117V120H21V117H20V119L18 118L19 120L14 119L15 117H13V120H12V118H11V122H14V124H15V128H18L19 126H21L22 128H24V127L27 128L26 125H28V128H27V129L24 128V130H23L21 127H20V128H21L20 130H19V128L16 129V130H19V131H16V130L14 131V134H16V135L12 134V136H11V135H10L11 132H10V133L8 132V134H7L6 131H5V129H3L4 127L6 128V125L8 124L7 122H9V121L5 122V121H6V120H9L10 117L7 119L8 116H7V117L4 116V117H6V118L4 119V118H1V117H3V115L0 116V120H1V122H2V120H3L2 125H0V127L3 126V127L0 128V211L2 212V209H3L4 207H7V208H8L7 212H9L10 209L12 208L11 211L14 210V214H15V216H16V213H15V212H16L18 209H20L19 206L21 205L20 202H22L21 198H22L23 196L20 198V202L17 201V202L20 203V205H17L18 203L16 204L15 202H16L17 198L19 197V195H21V194L24 192V190H25L26 188H27V189L29 188V185H30V184H32V186L28 189L29 191H30V189H31V192L28 191L29 194H30V193L32 194L33 192H35V193L37 192V194L39 195V193L41 194L42 191L44 190L43 187H45V185H46L45 183H48V181H49L50 183H48V184L51 185V183H53L52 181H54V180H53L54 178H55V179L57 178V179L54 181V184H55V186H53L54 189H57V188H55L56 185L59 184V183H57V180H61V179L63 178V175L65 176V179H66V175H67V176H70L71 173L73 172L74 174H72L70 177H72V180H73L74 177H75V179H76V181H72V180L70 179V177H68L67 179H70L71 182H70V180L68 181V180L66 179L67 182H68V184H70V183L72 184V182H75V183H76V185H75V183H73L71 186H69V187H70V191L72 190L71 187H73V191H72V192H73V196H72V194H71L72 192L68 191L69 194H71V196H72V204H73V202H74L73 205L70 204L71 201H70V199H69V201H70L69 204H70V205L67 204V205H69V206H66V207L64 208V204H63V203L66 204L65 201H67V203H68V197H66V196H69V194L66 192L67 190H64V193H62L63 191H59V192H57V193L55 192L56 195H57L59 198H60V195H61L60 192L62 193L63 196H61L60 199H62V200L64 201L63 203H61V202H62V201H61V202L58 204V202H59L60 200L58 199V202L55 201V200H57V198H58V197L55 195L57 198L55 197V198H56L55 200H54V198H53V199H50V200L46 201L45 209H42V210H44V212L47 213V216H48V214H49L50 212H51L50 214H52V216H50V218L48 217L49 222H48V220H46V218H44L46 221H45L43 224H41V225L43 226L44 224L47 223L49 226L47 225L48 227H46V228H47V229H50L49 227L52 228L51 230L54 231V234H55V235H57V236H55V235H53V233H51V234L53 235V236H52V235H50V232H51V231H50L49 233L47 232V233L50 235V237H53L52 239H50V237L48 236V234H47L46 237L49 238V239H46V238H45V235L43 236V235L41 234V233H46V232H40V230L42 231V228H41V227H40L41 229L38 230V228H39V226H40L39 224L42 223V221H41L40 219H43V218L41 217L42 213L39 212V213L41 214L40 216H38V217H41V218H39V219H38V218H35V217H37V214H38L37 212H33L34 215H36V216H34L33 213H32V215H30L29 213L32 212V211H30V210L32 209V208L30 209V207L32 206V204H31V206H29V209H30V210L28 211V212H29L28 215H27V214H26L27 216L25 215L26 218L28 217L29 220L31 221V222H29V220H28V225H27V220H24V215H21V214L23 213V211H21V210H24V213H27V211H25V210L28 209V208H27L28 205H27V206L25 205L26 207H25V206L23 207V203H22L21 210H18V211L20 212V213H19L20 216H22V219H23L24 221H26V222H25L26 225L23 226L24 229H23V228H20L21 226H19V225H20V221H19V220H18L19 223L14 222L15 220L19 219V217H20L19 214H17L18 217H17L16 219H14L15 217L13 218V216H12V218L14 219V221L11 220L10 222H12L13 224H14V223H15V224H19V225H16V226L14 225V226H13V224H11V223L9 222V220L12 219V218H9V217H10V216H9V213H8V215H7V212H6V214H5V211H6L7 208L3 209V213H4L5 215H4L3 213H2V215H4L5 219H2V220L0 219V224L4 225V226L8 229V231L5 230V229L3 230L1 227H0V231L3 230V232H5L6 234L11 233V234H9V235L13 238V240H15V242H16V240H17V242H16V243H18L17 245H19V243H21V244H20V248L22 247V248L25 249V251H27V253L25 252L27 255L24 254V252H23V255L21 254V255H22L21 258L18 257V258H20V260H15V261L12 260V262H11L10 259H5V260H10V261L6 262V264H7V263L10 264V263H13V262H14L15 264H114V263L112 262V258L107 256L106 253H107L108 251H106V249L103 250V249L97 247V246L95 245V244H96V243H95L96 241L93 243V242H92V238H91V239H90V238H87V239H86V237H83V235H82V236L80 235L81 237H79V234H77L76 231H72L71 229H69L70 226H69V227L67 226V225H69V221H70V225H71V227L73 228V224H71L72 219L70 220V218H72V215H74V213H76V210H75V209H77V208H74V210H73V209H72L73 206H74V207H78V208H80L81 205L84 206L85 204H87V203H85L84 201H86V202H90V201H91V200L88 201V200L86 199L87 197H85V194H82V193H81V194H82V195H81L80 193H77V195H79V194H80L81 196L84 195L83 198H81L80 196L78 197L77 195H75V196H77V198L82 199L81 201H82L84 204L80 203V201H77V202H79V203L81 204V205H80L79 203H76V202H75L77 199H76L75 196H74V193L76 192V190H74V189H76V187H78V186L80 185L81 182L85 183L87 180H89V181L87 182V183H89L91 180H94V178H93V179H90V178H92V177H96V175L92 173L93 170H91V168H90L89 166L92 167V166L95 164L96 166H99V167H100V166L103 165V163L101 164V162H105V163H104V164H105V167L110 168V171H109V169H105V170H108V171L110 172V173H109V172L107 171V174H109V176H110V174L113 175V176H111V177H113V178L117 175L115 178L117 179V177H118V179H117L118 182H119V181L121 182L122 180H123L124 182H126V180H127V181L133 180V181H130V183L128 182L129 184H127V182H126V183H123V182H122L123 185H125L126 187H128L127 185L130 186L129 189L126 188L125 186L123 187V188L126 189V190H125V193H126V194L124 193L123 196H125V195L127 196V194H128V193H127V190H128V192L130 193L131 190L134 189L133 192H131L132 195H130V196H135V194L138 192L137 194H140V195H138V196L136 195L137 197H139V196H140V197H143L144 194H145V196H144L145 198H147V197L150 196V199L152 198L153 201H158V202L160 201L159 203H162V201L164 200L165 202H167L166 205L169 203V201L167 200V199H168L167 197H169L170 201L172 200L170 203L173 202L174 205L172 206V204H171V205L169 204V206H167V208H169L170 206H172V207H171V209H169V211H168V210H167V211H168V212H171V211L174 212V211L176 210V209H175V206L177 207V206L179 205V206L177 207V208L179 209L181 203L183 202V201L181 202V200H183V199L186 200V199H187V196H186V198H185V194L187 195L188 192L185 191V189L181 192V190H182L184 187H183V188H182V186L178 187L179 185H178L177 183H175V181H174V182H171V183L169 184V182L172 181V179H170V178L168 177L169 174L171 173V170L169 171V168H170V169H173V168H174L173 170H177V171L179 170V171H180V169H181V167H182V169H181L182 172H183V170L185 171L186 169H191V168H192V171L194 172V174H195L198 170H199V173H200V170H202V172H204V170L207 169L208 166H209L210 164L212 165V167H211V165H210L208 169H210V167L213 168V167H215V166H216V167H217V166L220 167L222 164H223V166H224V167L221 166L223 169H229L230 167L225 168V166H230V165L232 164V163L230 162L231 160H232V162L239 160V159L242 157V154L247 153L248 150H250L251 148H253V145H254L253 143H254V141L257 139V137H258V139H257L256 141H258V140L260 139L259 136H261V138H262L263 140L261 139V140H259V141H261V142L263 141V144H264V138H263L264 135L262 134V131H263V129H264V128H263L264 126H263V127H261L262 125L260 126L261 123H264V122H262V121H264V120H263V118H264V105H262V104L264 103V101H263V99H264V98H263V97H264V94H263L264 89L261 88V87H263L264 85H263L262 83L258 84V85H261V84H262V85L260 86V88L263 89V92L260 90V91L262 92V95H261V93H256V94H255V93H249L250 90H248L247 88H244V89H243V90H245V92L242 91V93L244 92V93H243L244 95H242V99H243V100H242V99L240 100L242 104H240V101H239L238 103H239L240 105H242L243 107H246V108H243V107L240 106V105H239V107H240V108H243L244 110L247 109L246 112H244V117H245L244 120H245V124L243 123V125H242L243 127H240V128H239V127H235V129H233L234 127H232V126H230V128H229V123L226 124L228 121L231 122V120L233 119V116L236 114V111H234V110H236V108H237V105H238L237 102H236L237 104L235 103L236 105H235V108H233V110H231V109H232V107L234 106V104H233V103H230V105L228 104L227 107L231 106V109H229L230 107H229V108L226 107V108H225V111L223 110L224 113H223L222 111H219V110H212L210 114H206V113H209V111H208L209 108H207V107H203L202 105H198L197 108H196V109H197V114L192 116V119H191L192 122H194L195 120H197L201 115H203V117H205L206 115H207V116L209 115L208 117H210L212 114H215V113L217 112L215 115H213L212 117H210V119H208L207 117H205V118H207L208 124L210 123L209 125H210L212 128H213V126H214L215 123H217V124L219 123V124H218L219 126H220V123H221V125H222V126L219 128V126L216 124V125L218 126V129H220V130H217V129H216L217 126L215 125L216 127H215V130L213 131V129H212L210 126H209V127H210L211 129L207 127V126H208V124H207L206 127L208 128V132L210 131V132H212V133H210V135L207 134V135H209V136H208V139H207V143H206L208 146H207L206 144H204V147H209V144H211V141H212V143H214L213 145H215V140H219V139H220V138H217L218 136L216 137L217 139H216L215 137H214L215 139L213 138V136H215L217 133H218V135H220V137H222V136H224V133L226 132L225 134H227V135L229 136V139H228V137H227V140H228V141H226V137H225V136H227V135H225L223 139L225 140L226 143H224L223 139L221 138L220 141H217L218 143L216 142L218 145H220V144H221V145H220V146H217V144H216V146L211 145V146L214 147V149H213V147L210 148V149L208 148V150H210V151H208L207 148H202L203 145H201V147L198 146V147H199V150H200V148H201V151H200V152L198 151V147H197V146H196V147H195V146H191V147H193V148H191V147H189V148L186 147V149H187L186 151H187L188 153H187V152H184V153H185L184 157H187V156H188V160H189L188 162H189V165H186V162H185V164H184V163H183V164L181 163V165H180V162H176V163H175L176 160H175V159H172V158H171V160L169 159V162H167V161H168V158H167V160H166V159H163V160H162L164 163H163V162H162V163H159V162H161V161H159L158 163H155L158 159L155 158L156 160H154V159H153L154 156L151 155V154H154V153H155V154H157V153H161V154H162L163 151L161 152V150H162V149L164 150V147H163L164 144H163V143H165V142H164V140H163L162 142H161V141H157V140H159V138H160V139H161V138H162V139L167 138V139H165V141L167 140L166 143H170L171 141L169 142V138H170L171 136L174 135L173 138L171 137V140L174 139V138L176 137V136H175V132H176V135L179 136L178 132L182 133V132L180 131L181 128H180V129H179V128L174 129V130H177V131H178V132H177V131L171 130V129H170L169 127H167L166 125H165V126H164V125L162 126V125H159L158 123H156V124H154V127H153V126H150V128H151V129H150L149 127H146L145 124H141V125H140V123H138V124H139V126H138V124H137L138 127L134 125V126H135V131H136V132H132V134L134 133L135 135L133 134L132 138H130L131 136L127 135V137H128V136H129V137H128V138H125V137H126V136H125V134H126V131H125V130L128 129L127 127L130 125V120H129V119H131L129 113H126L127 110L124 112L125 109L123 110V109H121L122 107L120 108L124 113L127 114V115H125L124 113H121L122 111H121L120 109H119V112L116 110L117 108H119L118 106H116V107L114 106V108H116V109H114L113 106H112V108H108V109H111V110L114 109V110H112V111H114V112H115V110L118 112V113L115 112V113H116V114H115L114 112L111 113V111L109 110L108 113H109V112H110V113H109L108 115H110V116H109V120H108V115H107V117L104 116L105 113H107V112H105V111H107L108 109H107V108L105 109V107H104L105 110H101V108H103V106H99V105H102V104H101L100 102H97V100H94V98L96 97L95 94H93V96H95V97L93 98V96L89 93L90 91H91L92 93H94V92L92 91V89H90V87H91L90 84H88V83H89L88 80H89V78H91V77L85 76V79H84V78L82 77L83 75H81V77H82V78H81V77L78 76V75H70V74H68V73H70V72L67 73V70H70V64H65V65H67V67H69L68 69H67L66 66L63 65V66H64V67H63L62 65H60L59 68H57V69L55 70L56 73L59 72V76H58V74H55V71H54L53 69H51V68H49V66L47 67V66H45V65L43 64V65L45 66V68H48V69H46V70H49L50 73L52 72L51 70H53V71H54V75H53L52 80H51L52 82H50V80H49V82H46V84L43 83L44 85H41L42 83H40L39 85H40L41 87L38 85V83H36V82L32 79L33 71L29 69V68H31V67H29V66H28V67H27V66H26V67H23L22 64H20V65L18 64L19 66L16 65V64H15V65L12 64V65H14V68H13V69H14V70L16 69V71H14L13 69H11V67H13V66L10 64V62H9V65H10L9 67H8V65H7V67H5ZM1 66H2V67H1ZM15 66H16V67H15ZM17 66H18V70H17ZM61 66H62V67H61ZM60 67H61V68H60ZM135 67H136L137 69L143 70V69H145L146 67H148V62H146V61H139V62H137V64H136ZM258 68H259V67H258ZM258 68H257V69H258ZM263 68H264V66H263ZM263 68H262V70H260L261 68H259V69H258L259 72L256 70V72L254 73L255 75L258 74L257 76H259L260 74L263 73V76L261 75V81H260V79L258 80V78H259L260 76H259V77H255V78H256L258 81H260V82H263V79H264V70H263ZM54 69H55V68H54ZM58 70H59V71H58ZM61 70H62V71H61ZM100 70H101V68H98V69H97V72H99V73H97V72H94V73H93L94 77H95V75H96L95 73H97V76H98V74H100V77H101V76L105 77V74H106V73L101 72ZM57 71H58V72H57ZM261 71H262V73H261ZM17 72H18V73H17ZM15 73L18 74V75H20L21 77L19 78V76L16 75ZM20 73H21V74H20ZM52 73H53V72H52ZM103 73H104V74H103ZM160 73H161V69H160L159 67H156V68L150 70L149 83H156V81L158 80V77H159ZM259 73H260V74H259ZM13 74L17 76L16 79H14V77H16V76H14ZM63 74H65V77L67 76V78H70V82H69L68 88L65 87L64 89H62L63 87H62V86L60 87V84H59L60 79H61L60 77L63 78V76H64ZM55 75H56V76H55ZM61 75H62V76H61ZM11 76H12V77H11ZM54 76H55V77H54ZM89 76H92V75H89ZM106 76H108V74H107ZM7 77H8V79H7ZM22 77H23V78H22ZM56 77H58V78H56ZM87 77H88V78H87ZM262 77H263V79H262ZM18 78H19V80L17 81ZM25 78H26V79H25ZM28 78H30V80H29ZM55 78H56V79H55ZM86 78H87V79H86ZM108 78H109V77H108ZM24 79L27 80V81H26L27 86L30 85L31 87H30V86H29V87H26V85L24 84L25 82H23V81H25ZM53 79H55V80H53ZM7 80H8V81H7ZM12 80H13V82H12ZM20 80H21V81L23 80V81L20 82ZM28 80H29V81H28ZM31 80H32V81H31ZM58 80H59V81H58ZM10 81H11V82H10ZM53 81H54V82H53ZM114 81H119V79H116V80H114ZM27 82H28V83H27ZM29 82H30V83H29ZM34 82H35V83H34ZM56 82H57V83H56ZM86 82H87L88 86H87ZM11 83H12V84H11ZM32 83H33L34 85H35V84H37V85L34 86V85H32ZM47 83H48V84L50 83V85H48ZM51 83H53V84H51ZM10 84H11V85H10ZM23 84H24V86H23ZM55 84H56L57 86H56ZM46 85H48L47 88L45 87ZM49 86H52V87H49ZM86 86L90 89L89 91H88V88H87ZM34 87H35L36 91H35ZM36 87H40V88H36ZM44 87H45V89H44ZM4 88H5V87H4ZM4 88H3V90H4ZM26 88H27L28 90H27ZM32 88H33V89H32ZM41 88H43V89H41ZM131 88H132V84L129 83L127 86H124V87L122 88V93H126L127 91L129 92V91L131 90ZM68 89H69L70 91H68ZM29 90H30V91H29ZM32 90H33V91H32ZM37 90H39V92H37ZM40 90H41V91H40ZM64 90H65V91H64ZM66 90H67L69 93H72V92H73V95H72V94H71L72 96H71V95H66V96H67V97H66L65 94H66V93L69 94L68 92H66ZM247 90H248V91H247ZM55 91H56V92H55ZM71 91H72V92H71ZM246 91H247V92H246ZM35 92H36V93H35ZM54 92H55V93H54ZM64 92H65V94H64ZM87 92H88V93H87ZM258 92H259V91H258ZM246 93H247L248 95H249V94H252V95H249V96H248ZM41 94H42V93H41ZM86 94H87V95H86ZM88 94H89L90 97L88 96ZM253 94H254L255 96H257V94H258V96L260 95V98H261V99L259 100V99H258L257 97H255ZM2 95H4V96L2 97ZM83 95H84V96H83ZM85 95H86V96H85ZM245 95H246L247 97H249V98H246ZM6 96H7V97H6ZM12 96H13V97H12ZM12 96L10 95V97H12V98H10V99H13L15 95H12ZM82 96H83V97H82ZM87 96H88V97H87ZM251 96H253V97H251ZM262 96H263V97H262ZM4 97H5V98H4ZM63 97H64V100H65L66 102L63 101ZM65 97L67 98V100H66ZM69 97H71V98L73 97V98H74V99L72 98L73 101H71V98L69 99ZM85 97L87 98L88 101H90V99L92 98L91 100L97 102V103H95V104H98L97 107H96V109L94 108L95 106H92V104H94V102L91 101V102L88 103V101L86 100ZM139 97H140V96H139ZM243 97H245V98H243ZM61 98H62V99H61ZM78 98H80V99L82 98L83 100H84V98H85L86 101H85V100H84V101H85L87 104L85 105V104H84V101L77 100ZM89 98H90V99H89ZM252 98H253V99H252ZM254 98H255L256 100H258V102L260 101L259 103H262V101H263V103L260 104V105H262V106L260 107V109L258 108V110H256V109H257V107L260 106V105L258 104V102L256 103V104H258V105L255 104V100H254ZM1 99H0V100H1ZM3 99H2V100H3ZM75 99H76V101H80V102H78V103H79V105H78V106H79V109H81L82 107H80V106H82V105L84 104V105H83V108H84V109H83L82 111H80V110L78 109V107H76L77 102H75ZM130 99H131V97L129 98V102H131L134 98H132V100H130ZM171 99H172V98H171ZM171 99H170V100H167L165 103L163 102L164 104H163V103H162L161 105L158 104L157 107L159 106L160 108H162V110H163V109H165L166 111L169 110V113H170V111H171V113L176 112V110H178V108H177V109L175 108V107H177V106L174 105V104H176V102L173 103L176 99H175V98H173V100H171ZM245 99H247V100L245 101ZM248 99H249V101H248ZM56 101H57V102H56ZM59 101H60V103H59ZM67 101H68V102L70 101L71 104H70V102L68 103ZM160 101H161V100H160ZM160 101H159V102H160ZM168 101H169V102H168ZM170 101H173V102H170ZM243 101H244V102H243ZM253 101H254V102H253ZM35 102H36L37 104H35ZM61 102H62V104H61ZM64 102L67 103V105H69V106L72 105V107H73V102H74L75 105H74L73 108H69L67 105H65V107L67 106V107L65 108V107H64V104H63ZM81 102H82V104H80ZM161 102H162V101H161ZM248 102H249V103H252V102L254 103V105H253V103H252V105H253L252 107H254V106L256 105V106L254 107L256 111L254 110V108L252 109L251 107H248V105H249ZM29 103H30V104H29ZM243 103L246 104L247 106H246V105H243ZM28 104H29V105H28ZM34 104H35V105H34ZM58 104L61 105V106H60L61 108L58 107V106H59ZM88 104H89L90 106H89ZM95 104H94V105H95ZM231 104H232V105H231ZM24 105H25V106H24ZM37 105H40V106L38 107L39 109L36 108ZM54 105L56 106L55 109H54ZM162 105H164V106H162ZM86 106H87V107L89 106L90 108L88 107V108L86 109ZM154 106H156V105H154ZM173 106H175V107H174V108H175V111L172 112L171 109H173ZM34 107H35L36 109H35ZM91 107H92L93 109H91ZM98 107H100V108H98ZM239 107H238V109H239ZM44 108H45V110H44ZM57 108H58V109H57ZM74 108H77V109L80 111V112H79L77 109H75L76 114H77V111H78V114H80V115L77 116L78 119H76V117H75V120H73V119H74V116H76V114H74V112H75V111L73 110ZM152 108H154V111H155L156 107H153V106H152ZM248 108L252 110V111H249V112L252 113L253 110H254L255 112H257V115H256L255 112L252 113V114H254V116H253V115H249V114H248V113H249V112H248V110H249ZM34 109L37 110L36 112H38V113H34V111H35ZM51 109H52V110H51ZM138 109H139V108H138ZM226 109H227V111H228V114H229V111H231L229 115L226 114V112H227ZM38 110H39V111H38ZM72 110H73V111H72ZM152 110H153V109H152ZM209 110H210V109H209ZM244 110H243V111H244ZM31 111H32L33 113H32ZM86 111H87V112H86ZM89 111H90V112H89ZM91 111H93V113L95 112V113L93 114V117H92V118H91V115H92V112H91ZM96 111H97L98 113H101V111H103V112H102V115L104 114V115H103L104 117H103L101 114H98ZM138 111H140V110H138ZM204 111H206V112L204 113ZM218 111H219L220 113H219ZM232 111H234V113H233ZM41 112H42V113H41ZM81 112H82V114H81ZM104 112H105V113H104ZM167 112H168V111H167ZM213 112H215V113H213ZM29 113H28V114H29ZM86 113H87V115H88V114H89V115L87 116ZM119 113H120V114H119ZM218 113H219V114H218ZM221 113H222L223 116H224L222 119H221L222 116H220ZM245 113H247L248 115H247V114L245 115ZM251 113H250V114H251ZM262 113H263V114H262ZM16 114H18V115L16 116ZM37 114H43V116H41V115H37ZM83 114H85L86 116H85V117L82 116ZM90 114H91V115H90ZM111 114H112L113 118H112ZM114 114H115V115H114ZM117 114L120 115V116H118V117H120V119L117 117ZM121 114H122V117H121ZM123 114H124V115H123ZM204 114H205V115H204ZM224 114L227 115L228 117L225 116ZM232 114H233V116H232ZM258 114H259V115H258ZM44 115H45V119H44ZM94 115L96 116L95 118H97V123H96L97 125L95 124L96 119L94 118ZM99 115H100L101 118L98 117ZM262 115H263V116H262ZM48 116H49V117H48ZM79 116H80V117H79ZM155 116H156V114H155ZM155 116H154V117H155ZM249 116H250L251 119H249ZM257 116H260V118L263 117L262 120H261V122H260V124H259V123L256 124V122H259V121H260V118L257 117ZM41 117H42L43 119H41ZM46 117H47V119H46ZM71 117H72L73 119H72ZM88 117H90V118L88 119ZM114 117H116V118H114ZM225 117H227V119H226ZM229 117H230V118H229ZM252 117H253V118H252ZM254 117H257V118H255V121H254ZM32 118H33V119H32ZM48 118H50V119L52 118V121H51L50 119L48 120ZM102 118H103V119H102ZM104 118H105V120H104ZM117 118H118L119 122H114L113 120H114V119H117ZM224 118H225V119H224ZM246 118H247L248 120H247ZM25 119H26L27 121H26ZM38 119L41 120V122H42V120H43L44 122L39 123L40 121L38 122ZM69 119L72 120V121L70 122ZM86 119H88V120H86ZM90 119H91V120H90ZM101 119H102V120H101ZM111 119H112V122H111ZM220 119H221V122H220ZM223 119H224V121H223ZM228 119H229V120H228ZM257 119H259V120H257ZM4 120H5V121H4ZM20 120H21L22 124L19 122ZM23 120H25L26 122L23 121ZM46 120H48V121L46 122ZM92 120H93V123H94V124L91 123ZM98 120H100V121H99V122H100V125H98V123H99ZM103 120H104V121H103ZM118 120H115V121H118ZM209 120H210V121H209ZM249 120H250V122H249ZM251 120H252V122H251ZM256 120H257V121H256ZM16 121L20 124L18 127H17L18 123H17ZM50 121H51V123H49ZM73 121H74L75 123H73ZM88 121H89V122H88ZM101 121L104 122V123H105L106 121H109V122H106V123H105V124L107 125V127H108V124L110 123L109 127L107 128L105 124L101 123ZM189 121H190V120H189ZM189 121H188V122H189ZM4 122H5V123H4ZM35 122H36V123H35ZM45 122H46L47 124H46ZM85 122H86V123H87V122L89 123V127H90V128L88 127L89 129L87 128L86 124H84ZM223 122H226V123H223ZM248 122H249V123H248ZM6 123H7V124H6ZM23 123H25V124L23 125ZM43 123H44V124H43ZM52 123H53V124H52ZM72 123H73L74 125H72ZM82 123H83V124L85 125V127L88 129V132H87V129H84V125H83ZM88 123H87V124H88ZM112 123H113V124L117 123V125H118V123H119V127L117 126L118 129H120L119 133H118V129H116L117 127H116V126H113ZM211 123H212V124H211ZM213 123H214V124H213ZM222 123H223V124H222ZM246 123H247V124H246ZM251 123H252V125H253L254 127H255V125H257V126H256V130H257V128L261 127V128H259V129L257 130V131H260V133L256 132V130H254L255 133H253V129H255V128L252 127ZM253 123H255V125H254ZM3 124H4V125H3ZM5 124H6V125H5ZM14 124H13V125H14ZM29 124L31 125V127H30ZM34 124H35V125L37 124V125L34 126ZM40 124H41V127H42V128H41V127H40V128H41L42 130H40V128H39ZM54 124H55V126H54ZM67 124H71V125H67ZM90 124H91V126H90ZM101 124H103V127H106V130H108L109 132H108V131H105V129L103 130V129H102L103 127H102ZM157 124H158V125H157ZM224 124H225L226 126H225ZM248 124H249V125H248ZM22 125H23L24 127H23ZM44 125H46V128H45ZM48 125H49L50 127H51V126H54V128H56L57 130L54 129L53 127L51 128L53 131H52V130H49L48 128H50V127L47 128ZM92 125H94V127H93ZM142 125H143L144 127H142ZM227 125H228V127H227ZM230 125H231V124H230ZM247 125H248V126H247ZM263 125H264V124H263ZM32 126L35 127V128H33ZM37 126H38V127H37ZM66 126H67V127H66ZM79 126H80V130H81V129H84V132L87 134V135L85 136V137L87 138V140H84V139H86V138L83 137L85 133H84L83 135H82L81 133H79V132H82V131H80V130L78 131ZM81 126H82L83 128H82ZM96 126L99 127V128L101 127L100 130L97 128L98 130L96 131V128H95ZM112 126H113L114 128H113L112 130L109 129L110 127L112 128ZM156 126H157V129H158V130L156 129ZM246 126H247V127H246ZM249 126H251L253 129H252L251 127H249ZM29 127H30V129H31V128H32V129L29 130ZM36 127L39 129V131H38V129H36ZM62 127H61V128H62ZM76 127H78V128H76ZM91 127H93L92 130H91ZM145 127L148 128V129H146ZM158 127H159V128H158ZM160 127H161V128L163 127V128L161 129ZM165 127H166V128H165ZM222 127H223V128H222ZM226 127H227L228 130H226L225 132H222V133L219 134V132H221V130L224 131V130L226 129ZM244 127H246V131H248L249 136L246 134L247 132H245V128H244ZM67 128H68V129H67ZM75 128H76V129H75ZM94 128H95V130H94ZM136 128H137V130H136ZM144 128H145V129H144ZM152 128H153V131H152ZM154 128H155V129H154ZM224 128H225V129H224ZM236 128H237V129H236ZM249 128L252 129V130H250ZM43 129H44V130H43ZM74 129H75V130H74ZM114 129L117 130V131L114 132V131H115ZM122 129H123V130H122ZM124 129H125V130H124ZM159 129H160V131H159ZM164 129H165V130H164ZM166 129H168V130H166ZM178 129H179V130H178ZM223 129H224V130H223ZM232 129H233V130H232ZM239 129H240L242 132L244 131V132H243L244 134H243ZM242 129H243V130H242ZM2 130H3V131H2ZM22 130H23V134H24V133H27V135H26V134H24V136L21 135V134H22ZM26 130H29V131L26 132ZM46 130H48V132H47ZM58 130H60V134H58V133H59ZM89 130H91V131H89ZM121 130H122V132H121ZM140 130H142V132H141ZM144 130H147L148 133H147L146 131L143 133ZM150 130H151V131H150ZM162 130H163V131H162ZM211 130H212V131H211ZM229 130L231 131V133H230ZM235 130H236V131L238 130L236 133H238V132H239V133L241 132V133H240V134L238 133V134L236 135ZM24 131H25V132H24ZM33 131H34V132H33ZM51 131H52L54 134H53ZM56 131H57L58 133H57ZM61 131H62V133H64V134H68V135H69V133L71 134V132H72V134H74V136H72V134H71V136L66 135L67 138H68V139H67V138H65L66 136H64V134L61 133ZM99 131H100V132H99ZM111 131L114 132L115 134L117 133V134H116L117 137H118L119 135H121L122 133H125V134H123V136H119V137H121V138H117V137L115 136V134H114V136H115L117 139H119V140H117L115 137L112 136L113 134H112ZM139 131H140V132H139ZM149 131H150V132H149ZM171 131H172V132H171ZM182 131H183V130H182ZM250 131H251V134H250ZM19 132H21V134H20ZM28 132H29V133H28ZM32 132H33V133H32ZM50 132H51L52 136L50 135ZM55 132H56V133H55ZM76 132H78V135L76 134ZM91 132H92V133H91ZM93 132H95V134H97L98 132H99L100 134H102L101 132H103V134H104V132H107V133H109V134L111 133V134H112V135H111L112 137H110V135L107 134V133H105V136H104L103 134H102L103 136H101V135H99V134H98V135H99V136H98V135H95ZM120 132H121V133H120ZM152 132H153V133H152ZM165 132H167V133H166L167 136H165V134H164ZM170 132H171V133H174V134H170ZM214 132H216V133H214ZM227 132H228V133H227ZM5 133H6V134H5ZM18 133H19V134H18ZM48 133H49V134H48ZM82 133H83V132H82ZM157 133H158V134H157ZM168 133H169V134H168ZM213 133H214V134H213ZM256 133H258V134H256ZM28 134H31V135H28ZM57 134H58L59 136H57ZM91 134H94L95 136L93 135L94 137L91 138ZM129 134L132 135L130 132H129ZM144 134H145V136H144ZM147 134H148V135H147ZM153 134H154V135H153ZM161 134H163V135H161ZM222 134H223V135H222ZM230 134H232V135H230ZM252 134H254V136H253ZM25 135H26V136H25ZM53 135H54L55 137H53ZM80 135H82V136L80 137ZM88 135H89L90 137H89ZM107 135H108V136H107ZM146 135H147L148 137H147ZM151 135H153V136H151ZM159 135H160V136H159ZM170 135H171V136H170ZM234 135H236V136H241V137H240V138L238 137V139H237L236 136H234ZM242 135L244 136V139L240 140L241 138H243ZM250 135H252V136L254 137V138H253V137L251 136V137H252L251 140H250V138H251ZM256 135H258V136L256 137ZM77 136H78V137H77ZM87 136H88V137H87ZM100 136H101V140H102V137H103V140H104V138H105L104 141L102 140L103 142H105V141L107 140V144H106V142H105V146H104L103 143H102V144H103L104 147H107L106 150H107V153H109V155H110V152H111V156L107 155L105 149H102V148H104V147L100 145V144H101V143H100L101 140H99ZM149 136H150L151 138H149ZM156 136H157V139H156ZM168 136H169V138H168ZM231 136H232V137H231ZM233 136H234L235 138H234ZM246 136H247V138L249 137V138H248L249 140L247 139V141H246V139H245ZM63 137H64V139H61V138H63ZM72 137H77V138H72ZM82 137H83V138H82ZM95 137H96L99 141H98ZM106 137H107V139H106ZM109 137H110V138H109ZM122 137H123L124 139H123ZM153 137H154V138H153ZM163 137H164V138H163ZM230 137H231V139H230ZM255 137H256V139H255ZM69 138H70L71 140H70ZM81 138L83 139V141L81 140ZM89 138H90L91 140H90ZM108 138H109V139H112V138H113V139H115V140H112V141H111V140H108ZM201 138H205V137L202 136ZM73 139H77V141L74 140L73 142H71ZM79 139H80V140H79ZM88 139H89L90 141H89ZM95 139H96V140H95ZM120 139H121V140H120ZM126 139H129V140H126ZM131 139H132V141H131ZM149 139L153 140V141L150 140V141L153 142V143H150V142H149ZM154 139H156V141H155ZM162 139H161V140H162ZM212 139H213L214 141H213ZM235 139H236V140H235ZM69 140H70V141H69ZM78 140L81 141V142H78ZM92 140H93V142H91ZM116 140H117L118 142H116ZM123 140H125V142H124ZM221 140H222V141H221ZM229 140L232 141V142H229ZM234 140H235L236 143H237L238 141H242L241 143H244L243 140L246 141V143H244V144H242V145H241V144L239 145V144H238L239 142L236 144V143L234 142ZM253 140H254V141H253ZM64 141H65V142H64ZM68 141H69V142H68ZM85 141H86V142H90V145L93 144L95 147L92 145L94 148L91 146V147H89V148H91V149H89L88 146H90V145H88V143H86ZM95 141H98L99 144H98V142H97V145H96V142H95ZM108 141H109V142H108ZM110 141H111L112 143H111ZM114 141L117 143V145H115L116 143H115ZM119 141L124 142L123 144H125V143L127 144L126 141H128V143H131V144H130V145L127 144V145H126L127 147H126V146H124V145H123L121 142H119ZM248 141H251V144H252V145H251L250 142H248ZM74 142H75V143L77 142V143L75 144ZM82 142H84L85 146L88 145L87 148H88L89 150L83 145ZM148 142H149V144H151V146H150V145L147 146ZM155 142H156V143H155ZM157 142H161V144H160V143H157ZM172 142H173V141H172ZM221 142H222V143H221ZM227 142H228L229 144H228ZM233 142H234V143H233ZM252 142H253V143H252ZM81 143H82V147H81L82 149H80ZM109 143L112 144V146H113V144L115 145V146H113L114 149H113L112 147L110 148L111 151H110V149H109V147H110V146H109V145H110ZM154 143L156 144V147H157V149H156V152H157V153H156L155 151H153V149L156 148V147H154ZM219 143H220V144H219ZM232 143H233V145H232ZM247 143H248V144H247ZM18 144H20V145H18ZM21 144H22V146H21ZM71 144H72V145H71ZM77 144H79V145H77ZM121 144H122V145H121ZM135 144H136V145H135ZM223 144H226V145L228 144V145H227V146L225 145L226 148H225V146H224V148H223ZM230 144H231V145H230ZM249 144H250V146H249ZM107 145H108V146H107ZM128 145H129V146H128ZM141 145L143 146V148H142ZM144 145H145V147L147 146L148 148L146 147V148L144 149ZM157 145H161V146H157ZM205 145H206V146H205ZM229 145H230L233 149H234V148H238V149H234V150H233L234 152H232V149H231V148L228 149V148L230 147ZM238 145H239L240 148L238 147ZM243 145H245V146L247 145V146L244 147ZM69 146H71L70 149H69ZM73 146H74L75 149L77 148V149H76L77 151H78V149L81 151V150H83L84 148H86V150H88V151H87V152H88V155H89V154L91 155V157H90L91 160L89 161V159H88L89 156H87V154H83L84 158H83V156L80 157V156H81L80 153H82V151H81V152L78 151V152H79V154H78V152H77L76 150L73 151V149H74ZM76 146H77V147H76ZM97 146H99V148H98ZM118 146H119V151L117 152ZM122 146H124V147H126V148L124 149ZM134 146H137V147H134ZM152 146H153V148H152ZM211 146H210V147H211ZM78 147H79V148H78ZM121 147H122V148H121ZM132 147H134V148H136V149H134V148H132ZM158 147H159L160 149H159ZM161 147H162V148H161ZM194 147H195V148H194ZM215 147H216V148H217V147L220 148V149H221V152L223 151V152H224L223 154H225V155L221 154L220 150H218V148L216 149ZM221 147H222V148H221ZM241 147H242V148H241ZM249 147H251V148H250V149H247V151H246V148H249ZM97 148H98V149H97ZM116 148H117V149H116ZM128 148H130V149H128ZM131 148H132V149H131ZM138 148H139V149H138ZM141 148H142V149H141ZM150 148H151V149H150ZM243 148H244V149H243ZM65 149H66V151L68 152V154H69L70 152L72 153V151H73L74 156H73V154H69V155L66 154ZM71 149H72V151H71ZM92 149H95L96 151H95V150H92ZM99 149H101V150H99ZM112 149H113V150H112ZM121 149H123V150H121ZM148 149H149V152H150V153H148ZM188 149H190V150L192 149V150H191L192 153H191V151L188 150ZM194 149H195V150L197 149V151H198L199 153H198L197 151H196V152H197V153H196ZM215 149H216V152L210 153V152L213 151V150L215 151ZM225 149H226V151H225ZM227 149H228V151H227ZM240 149H243V150H241L242 153H241V151H240V154H239V151H237V150H240ZM68 150H69V151H68ZM84 150H85V149H84ZM84 150H83V153L86 152V151L84 152ZM90 150H91V152H90ZM97 150H98V151H97ZM102 150H104L103 152H104V154L106 153L105 155H107L108 158H107L104 154H101V153H102ZM124 150H128V151H125V152L123 153L122 151H124ZM130 150H132V151H130ZM133 150H134V151H133ZM135 150H140V151H139L140 154L137 153V152H138V151H137V152H136V153H137L136 155H138V156L133 157V155L135 154ZM146 150H147V153H145ZM154 150H155V149H154ZM158 150H160V152H158ZM235 150H236V151H235ZM92 151H95V152H96V156H97V153H98V156H97L98 158H96V156H93L94 154H93ZM99 151H100V152H99ZM113 151H114V152H113ZM189 151H190V152H189ZM203 151H204L205 153H207L206 151H208V152L211 154V156H210V155H209L210 157H209L208 155L206 156L205 153H204V154H205V155H204V154H203ZM217 151H218V154L220 153V156L216 154ZM243 151H244V152H243ZM64 152H65V154H64ZM95 152H94V153H95ZM119 152H122V153L120 154ZM129 152H131V153H129ZM133 152H134V154H133ZM153 152H154V153H153ZM226 152H227V153L230 152V153H232V155H234V154L236 155L237 153H235V152H238V154H237L238 158H237L235 155L232 156L230 153H229V154H226ZM112 153H114V155H113ZM117 153H119V155H118ZM143 153H144V154H148V155H144ZM100 154H101V156H100ZM115 154L118 155L117 157H119V158L121 157V158H120V162H118V163L121 164V163H123V162L125 163V161H127V163H126L127 165L125 164V166H126L125 169H124V163H123V165H122V164L120 165V164L115 163V162L119 161V158H116ZM142 154H143L144 156H147V157H146V158L143 157ZM186 154H187V156H186ZM188 154H189L190 156L192 155V157H190ZM201 154H202V156H201ZM207 154H208V153H207ZM212 154H213L214 157L212 156ZM214 154H215L216 156H215ZM63 155H64V156H65V155H68V156L66 157V159H67L68 157H70L72 160H74L73 163H72V164H74V165H73L74 167L71 166L72 164H71V165H68L70 162H72V160H71L70 158L67 159V161H68L69 163L66 164V162L64 161L65 158H64ZM70 155H71V156H70ZM78 155H80V156H79V157H80L79 161H78V158H79V157H77ZM85 155H86V159H88V160L85 159ZM122 155H123L124 158L122 157ZM129 155H130L131 157H130ZM140 155H141V156H140ZM194 155H196V157H194ZM199 155H200V156H199ZM203 155L206 156V158H204ZM221 155H222L223 157H222ZM226 155H227V156L231 155L232 158H231L230 156H229V157H230V158H229V157H227ZM25 156H29L30 159H29V160H26V161H24V162L21 163V160H22L23 157H25ZM72 156H73L74 158H75V156H76V158L73 159ZM92 156L94 157V159H93ZM102 156H104L103 159L101 158ZM134 156H135V155H134ZM139 156H140V157H139ZM152 156H153V158H152ZM197 156H198V158H199L200 163H199V161H198ZM240 156H241V157H240ZM99 157H100V158H99ZM105 157L107 158V160H104V159H106ZM112 157H113L114 159L116 158L115 161H114V159H113V160L110 159V158H112ZM142 157L144 158V160H143ZM149 157H150V159H149ZM189 157H190V158H189ZM202 157H203L204 159H202V162H201V159H200V158H202ZM208 157L210 158V160H208V159H209ZM215 157H216V158H215ZM221 157H222V159H223V162H221V160H222ZM226 157H227V158H226ZM59 158H64V159H62V160L65 162V164H64V162L61 161V159H59ZM81 158H83V161H84V162L82 163L83 165H82L81 162H80V161H81ZM95 158L98 159V161L95 162V160H96ZM131 158H133V159H131ZM141 158H142V159H141ZM147 158H148L149 160H151L150 163H149V160H145V159H147ZM151 158H152L153 160H152ZM191 158H193V159H191ZM196 158H197V159H196ZM211 158H212V159L214 158L213 161H212ZM224 158H225V161H224ZM234 158H235V160L233 161ZM54 159H55V161L53 162ZM57 159H59L62 163L59 164L60 161L58 160L59 162H57ZM100 159H102V160H100ZM109 159H110V160H109ZM117 159H118V160H117ZM121 159H123L124 161H121ZM128 159H129V160H128ZM130 159H131V160H130ZM138 159L140 160V161H138V162L140 163V166H139V163L137 162ZM195 159H196L197 162L194 161ZM219 159H220V160H219ZM70 160H71V161H70ZM92 160H93L94 164H93V162H91ZM99 160H100L101 162H99ZM133 160H134V161L136 160V161L134 162ZM142 160H143V161H142ZM165 160H166L167 163L165 162ZM172 160H173L174 162H172ZM186 160H187V159H186ZM203 160H205V161H207V162H205V161H203ZM215 160H216V161H215ZM228 160H230V161H228ZM35 161H36V163L39 164V166H35V164H34ZM85 161H86V165H85ZM106 161H108V162H106ZM128 161H130V163H128ZM141 161H142L143 163H144L145 161L148 162V163H147V164H146V163L142 164ZM208 161H209V162L211 161V162L209 163V165H208ZM217 161H219V162L217 163ZM226 161H227L228 163L230 162L231 164L229 163L230 165H228ZM74 162H75V163L77 162V163H76L77 168H82V167L85 166L86 169L84 168V171L86 170V173H85V172L83 173V172L81 171L83 168H82L81 170L78 169V170L81 171L82 173L79 172V171L76 169V165H75ZM79 162H80V164H79ZM87 162H88V164H87ZM153 162H154L153 166H154V165H155V166H158L157 168H156L155 166H154V168H152V167L150 166V164L152 165ZM188 162H187V163H188ZM194 162H196V163H194ZM220 162H221V163H220ZM224 162H226V163H224ZM89 163H90L91 165H90ZM97 163L100 164V165H98ZM131 163H134V164H131ZM190 163H191V164H190ZM192 163H193V164H196V167H197V168H196V167H191V166H195V165H193ZM203 163H204V164H203ZM205 163H207V164L205 165ZM213 163H214L215 166L213 165ZM215 163H216V164H215ZM219 163H220V165H219ZM108 164H109V165L111 164V165H113V166H114V164H115V166H116L117 168L120 167V168H119L120 170L118 169V170H119L118 173H116V172H117L116 169H113L114 167H112V166L110 167V166H108ZM116 164H117V165H120V166H117ZM129 164H131V165H129ZM145 164H146V165H145ZM156 164H157V165H156ZM158 164H159V165H158ZM163 164H164V165H163ZM165 164H166V165H165ZM178 164H179L181 167H180ZM198 164H200V165L198 166ZM66 165H67V166H66ZM79 165H81V167H79ZM88 165H89V166H88ZM132 165H133V166H132ZM142 165H143V167H141ZM144 165H145V166H144ZM160 165L163 166V167H164V166L167 167V166L169 165V166L167 167V169H168L167 171L170 172V173L168 174V173L166 172V168H163V172H165V173L168 174V175L164 174V173L162 172V169L160 168V167H161ZM172 165H173V166H172ZM183 165H185V166L183 167ZM201 165H202V166H201ZM207 165H208V166H207ZM69 166H70V167H69ZM96 166H95V167H96ZM121 166H123V167H121ZM131 166H132L133 168H132ZM137 166H138V167H137ZM146 166H147V167L150 166L154 171H153L151 168L148 167L149 171L147 170V171H148V172H147V171H146V169H147ZM174 166H175V167H178V166H179V168L175 169ZM186 166H188V167H186ZM200 166H201V167H200ZM206 166H207V168H204V167H206ZM95 167L93 166V168H95ZM103 167H104V166H103ZM127 167H129L130 169L127 168ZM134 167H135V168H134ZM190 167H191V168H190ZM202 167L204 168V170H203ZM221 167H220V168H221ZM66 168H67V170H66ZM72 168L76 169V171H74ZM88 168H90V169H88ZM93 168H92V169H93ZM111 168H112V169H111ZM121 168H122V169H121ZM131 168L134 169L135 171L132 170ZM136 168H137V169L139 168V170H141V171H140L141 174L143 173V170H144V171H145L144 173H146L147 175L144 174V173H143L144 175H143V174L141 175V174L139 173V170H137V172H136ZM145 168H146V169H145ZM159 168H160L161 170H160ZM183 168H185V169H183ZM195 168H196V170H195ZM200 168H201V169H200ZM69 169H72V170H71L72 172H71ZM126 169H129V170H131V171H129V170L126 171ZM142 169H143V170H142ZM150 169H151V171H150ZM155 169H156V172H155ZM58 170H59V173H60V174L58 173ZM64 170H65V171H64ZM68 170L71 172V173L69 172V175H68V172H67ZM111 170H112V171H111ZM123 170H124V172H126L127 174H129V176L131 175V177H132V176H133V177L131 178V177H128V175L123 174V173H124ZM173 170H172V171H173ZM6 171H8V172H6ZM11 171H12V173H10ZM56 171H57V174L53 176L52 174H53L54 172H56ZM61 171H62V172H61ZM87 171H88V172H87ZM91 171H92V172H91ZM94 171H95V169H94ZM113 171L116 173V175H115V173H114ZM152 171L155 172V173L153 174ZM160 171H161L162 174L160 173ZM179 171H178V172H179ZM14 172L17 174V175H15V176H17V177H15V178H13ZM63 172H66L67 174H66V173H63ZM75 172H79V176H80V178H82V177L84 176V175L82 176V174H85V178H86V176H89V175H90V172H91V174H93V175H95V176H92V175H91L90 178H88V177H87L88 179L86 178V181H85V180H84V181H83V180L81 181V179L79 178V176L76 175L77 173H75ZM128 172H130V173H128ZM135 172H136V174H135ZM202 172H201V173H202ZM62 173H63V174H62ZM80 173H81V175H80ZM94 173H95V172H94ZM112 173H113V174H112ZM120 173H122V175H124V176H127V178H131V179H126V180H125L126 177H124V179H123V178H122L123 176H122ZM133 173H134V174H133ZM156 173H157V174L159 173V174L157 175ZM180 173H181V172H180ZM199 173L197 172L196 175L200 176L201 173H200V174H199ZM54 174H55V173H54ZM61 174H62V176H61L62 178L59 176V175H61ZM65 174H66V175H65ZM86 174H87V175H86ZM105 174H106V171H105ZM105 174H104V175H105ZM107 174H106V175H107ZM118 174H119V175H118ZM132 174H133V175H132ZM148 174H149V175H148ZM152 174H153V175H152ZM155 174H156V175H155ZM163 174H164V176H163ZM50 175H52V177H54V178H52V180H51V178H50ZM57 175H58L59 177H56ZM101 175H102L101 177L104 178L105 180H106V178H107L106 181H108L109 179H112V178H109L108 175H107V177H106V176H103V173H102ZM135 175H136V176H135ZM137 175H138V176H137ZM140 175H141V176H140ZM145 175H146L147 178H145ZM159 175H161L162 177L159 176ZM165 175H166V176H165ZM233 175H235V174H233ZM236 175H237V174H236ZM236 175H235L234 177H233V176L231 177V179L229 180V181H230L229 183H235L236 181H238L239 178L241 179V180H240L241 182H243V181L245 180L243 177L236 176ZM73 176H74V177H73ZM139 176H140V177L143 176L142 178H145V180L142 179V181H141V178H139ZM152 176L154 177V179H153ZM158 176L161 177V178H158ZM105 177H106V178H105ZM148 177H149V178H148ZM150 177H151V178H150ZM156 177L159 179V181L161 180V183H165V182H166L165 179L167 180V178H168L169 181L167 180V182H168V185H170V186H167V184H166L167 182H166V183H165L166 189H165V186H163L164 184H163V185L160 184V182L158 181V179H157ZM163 177H165V179H164ZM166 177H167V178H166ZM235 177H238L237 180H233V178L236 179ZM49 178H50V179H49ZM58 178H60V179H58ZM77 178H79L80 180L77 179ZM85 178H84V179H85ZM108 178H109V179H108ZM115 178H114V180H115ZM134 178H136V179L134 180ZM137 178H139L140 181L137 180ZM98 179H99V178H97V180L95 179L96 181H98V183H97V187H95V189L100 187V183H99V182H102V183H105V182H106L105 180H104V182L101 181V180H102L101 178H100L99 180H98ZM147 179H148V180H147ZM220 179H221V178H219L218 180H219L221 183H223L224 181H226V180H224L223 178H222L221 180H220ZM47 180H48V181H47ZM77 180H79V181H81V182H79V181L77 182ZM95 180L92 181V182L96 184V181H95ZM156 180H157V181H156ZM222 180H223V182H222ZM232 180H233V181H232ZM46 181H47V182H46ZM135 181H137V182H135ZM151 181L153 182L152 184H151ZM164 181H165V182H164ZM231 181H232V182H231ZM240 181L237 182L236 184L241 183ZM69 182H70V183H69ZM139 182H140L141 184H144L143 182H146V185L150 183V184L152 185V187H151V189H150V190H152V192H151V193L148 192V191H149L148 187H150L151 185H150V186H149V185H148V186L145 185V186H146L145 188H146L148 191L145 189V192H146V193L143 192V193L141 194V192H139V189H138V186H137V185L139 184ZM148 182H149V183H148ZM155 182H157V184H159V185L155 184ZM227 182H228V181H226V182H224V183H226V185H227ZM29 183H30V184H29ZM77 183H79V184H77ZM83 183H82V184H83ZM93 183H92V184H93ZM102 183H101V184H102ZM133 183H134V184H133ZM202 183H204V182L202 181ZM130 184H131V185H130ZM171 184H174V186L171 185ZM245 184H246V186L248 185V183H245ZM73 185H75V187H74ZM133 185H134V187H133ZM135 185H136V186H135ZM139 185H140V184H139ZM160 185H162V186L159 187ZM176 185H177V187H175ZM224 185H225V184H224ZM82 186H83V185H82ZM93 186H94V184H93ZM95 186H96V185H95ZM131 186H132V187H131ZM171 186H172V187H171ZM62 187H64V186H62ZM62 187H61V188H62ZM79 187H80V186H79ZM79 187H78V188H79ZM101 187H102V186H101ZM156 187H158V188L156 189ZM167 187H168V188H167ZM169 187H171V188H170L171 190L169 189ZM173 187H175V188H174L175 190L173 189V190H174L173 192H175V193L172 192V188H173ZM224 187H226V186H221V187H220V191H221V192L224 191V190H221V189L224 188ZM130 188H131V189H130ZM132 188H133V189H132ZM136 188L138 189L137 191L135 190ZM154 188H155L156 190H158V193H162V194H163V192L165 193V191H167V189H168V192H169V191H171V192H169V193L166 192V194H163V196H162V194L159 195L158 199H160V200H156L155 197L158 196V195H157L158 193H157V194L155 193L156 190H155V192L153 191ZM180 188H181V189H180ZM247 188H249V187L247 186ZM32 189H33V191H32ZM42 189H43V190H42ZM59 189H60V187H59ZM59 189H57V190H59ZM99 189H100V188H99ZM161 189H162V191H161ZM164 189H165V190H164ZM176 189H177V191L179 190V191H178V193L180 192L179 194H177ZM34 190H35V191H34ZM68 190H69V189H68ZM77 190H78V189H77ZM163 190H164V191H163ZM218 190H219V188H218ZM160 191H161V192H160ZM184 191L187 192V193L184 194ZM212 191H213V190H212ZM25 192H27V191L25 190ZM25 192H24V193H25ZM28 192H27V193H28ZM134 192H136V193H134ZM20 193H21V194H20ZM66 193H67V194H66ZM83 193H84V192H83ZM131 193H130V194H131ZM153 193H154V195H151V194H153ZM181 193H183V196H182ZM29 194H28V197H29ZM31 194H30V195H31ZM37 194H36V195H37ZM58 194H60V195H58ZM133 194H134V195H133ZM147 194H148L149 196H148ZM167 194H168V195H167ZM170 194H171V196H170ZM175 194H176V195H175ZM180 194H181V196H178V195H180ZM22 195H25V196H26V193H25V194H22ZM32 195H33V194H32ZM142 195H143V196H142ZM155 195H157V196H155ZM166 195H167V196H166ZM173 195H175L174 197L177 198L176 202H175V199L172 197ZM16 196H18V197L16 198ZM25 196H24V197H25ZM126 196H125V197H126ZM130 196H129V197H130ZM146 196H147V197H146ZM154 196H155V197H154ZM160 196H161L162 198H161ZM165 196H166V197H165ZM24 197H23V198H24ZM28 197H26V198H28ZM30 197H32V196H30ZM33 197H34V195H33ZM64 197H66L67 200H66V199H63ZM84 197H85V198H84ZM101 197H102V196H101ZM127 197H128V196H127ZM163 197H165V198H163ZM178 197H179V198L182 197V199H179ZM15 198H16V199H15ZM26 198H25V200H27ZM70 198H71V197H70ZM166 198H167V199H166ZM29 199H31V198H29ZM32 199H33V198H32ZM34 199H35V198H34ZM73 199H74V201H73ZM80 199H78V200H80ZM83 199H84V201H83ZM150 199H147V200H150ZM152 199H151V200H152ZM161 199H162V200H161ZM165 199H166V200H165ZM18 200H19V198H18ZM92 200H93V199H92ZM173 200H174V201H173ZM23 201H24V200H23ZM27 201H28V200H27ZM31 201H32V200H31ZM31 201L26 202V204L29 203V205H30ZM34 201H35V200H34ZM34 201H33V202H34ZM52 201H55L54 203L57 202L58 205L55 204V205H56V207H55V205L52 203ZM93 201H94V200H93ZM95 201H96V200H95ZM95 201H94V202H95ZM178 201L180 202V204H178V203H179ZM33 202H32V203H33ZM47 202L50 203L51 205L48 206V205H47ZM158 202H155V204H154L155 208H154V206H152L153 210H157L156 207H157V206L159 207L160 204L156 206V203L158 204ZM165 202H163V204H162V206H161L162 208H161V207H160V208L157 207V208L159 209L158 212H157V214L159 213L160 210H162L161 213H162L163 216H164L165 209H166V206H165V204H164ZM10 203H11V205H10ZM14 203L18 206V209H17L16 211H15V209H13V208L16 207V205H15ZM24 203H25V202H24ZM90 203H92V202H90ZM153 203H154V202H153ZM175 203H176L177 205H175ZM7 204H9V205H8L9 207L6 206ZM13 204H14V205H13ZM60 204H63V206L60 207V206H61ZM12 205L15 206V207H13ZM59 205H60V206H59ZM76 205H77V206H76ZM78 205H79L80 207H79ZM11 206H12V207H11ZM53 206H54V207H53ZM70 206H71V207H70ZM163 206H165V207H163ZM32 207H33V206H32ZM47 207H48V208L50 207V208L48 209ZM68 207L71 208V209L69 210V212H68V209H69ZM24 208H27V209H24ZM34 208H35V207H34ZM66 208H68V209H66ZM36 209H37V208H36ZM36 209H34V210H36ZM47 209H48V210H47ZM63 209H65V211H63ZM174 209H175V210H174ZM199 209H200V208H199ZM199 209H198V208H197V209L195 208V210H196L197 212H198ZM34 210H33V211H34ZM37 210H39V209H37ZM37 210H36V211H37ZM42 210H40V211L43 212ZM45 210H47V211H45ZM49 210H51V211L49 212ZM11 211H10V214H11ZM150 211H151V210H150ZM196 211H194V209H191V211H190V210L187 211V212H181V211H180V212L178 213V215L181 214L180 216H178V218L180 217L179 220L181 219V216H182V218H184L185 220H187V222L185 221L184 224H183V221H184L183 219H181L182 221H180V222L183 224L182 227H183L184 229L186 228V227H185V223H186V224H188L189 222H190L191 224L193 223L192 219H191L187 214H190V215L193 214V215H195V214L197 213ZM204 211H205V210H204ZM44 212H43V213H44ZM48 212H49V213H48ZM64 212H65L66 214H65ZM173 212H172V213H169V214H167V215L165 214V216H169V215H170V218H171V214H173ZM190 212H191V213H190ZM195 212H196V213H195ZM17 213H18V212H17ZM24 213H23V214H24ZM69 213H71L72 215H71V214L69 215ZM161 213H160V214H161ZM166 213H167V212H166ZM44 214H45V213H44ZM44 214H43V215H44ZM50 214H49V215H50ZM67 214H68V215H67ZM142 214H143V216H145V215H146V212H144V213H142ZM147 214H148V213H147ZM162 214H161V216H159L160 221H156V223H157V222L160 223V222L163 220V221H164V222L162 221V222H163V225H165L166 223H168V221L170 220V218L165 217V218H167V220H168V221H165L166 219H164V217L162 216ZM0 215H1V213H0ZM11 215H12V214H11ZM38 215H39V214H38ZM63 215H64V216L66 215L65 218H66L68 221H66L65 218H64V220H65L66 222H68V224L66 225V222H62V223H63V226H64V228H65V230H67V234L64 233V234H63L64 237H63V236L61 237V236H60V235H62L61 233H62L63 231L65 232V230H63V231L61 232V230H62L63 227L61 228L60 225L62 226V223L59 224L60 221H61V219L64 217ZM158 215H159V214H158ZM6 216L8 217L7 219H9V220H8V223H7V221H6V220H7V219H6ZM31 216H33L34 220H33V218H31ZM70 216H71V217H70ZM44 217H45V215H44ZM67 217H68L69 219H68ZM141 217H142V215H141ZM187 217H188V218H187ZM2 218H3V216H2ZM28 218H27V219H28ZM51 218H52V219H51ZM142 218H143V217H142ZM162 218H163V219H162ZM20 219H21V218H20ZM36 219H37V221H36ZM53 219H55L57 222H58L59 220H60V221H59V223H57V222H56L55 220H53ZM4 220H5L6 222H5ZM64 220L62 219V221H64ZM158 220H159V219H158ZM188 220H190V221H188ZM21 221H22V220H21ZM54 221H55V222H54ZM139 221H141L140 223H143V222L146 221V220H145V219H144V220H143V219H140ZM142 221H143V222H142ZM203 221H204V220H203ZM203 221H201V222H202V227L199 226L200 231L202 230L201 232H205L204 230H206V229H205L203 226H205V225L208 224V222H209V221H207V222H206V221L203 222ZM22 222H23V221H22ZM22 222H21V225H22V224L24 225V223H22ZM34 222H36V223H34ZM39 222H40V223H39ZM50 222H51V223L53 222V224H51ZM165 222H166V223H165ZM201 222H200V225H201ZM29 223H30V224H29ZM33 223H34V224H33ZM49 223H50L52 226H51ZM54 223H55L56 225H55ZM144 223H145V222H144ZM158 223H157V224H158ZM190 223H189V224H190ZM210 223H211V222H210ZM35 224H36V225H35ZM37 224H38V225H37ZM57 224H58V225H57ZM189 224H188V226H190ZM203 224H204V225H203ZM53 225H54V226H53ZM163 225H162V223L160 224L161 228H162ZM17 226L19 227V229H18ZM35 226H38V228L36 227L37 230H35L36 228L33 229V227H35ZM45 226H46V225H45ZM56 226H59L58 228L60 229V231H58V229L56 228ZM160 226H159V224H158V227H159V228L157 229L158 232H159V230L161 229ZM188 226H187V227H188ZM206 226H207V225H206ZM208 226H209V224H208ZM214 226L216 227V225H214ZM66 227H67V228H66ZM219 227H220V229L222 230L221 226H219ZM219 227L217 226V230H219ZM54 228H55L56 230H53ZM64 228H63V229H64ZM206 228H207V227H206ZM1 229H2V230H1ZM13 229H14V230H13ZM16 229H17V230H16ZM25 229H26V230H25ZM47 229H46V230H47ZM68 229H69V231L72 232V233H73V232H74V233L76 232V234H72V233H71V234H68V232H69ZM207 229H208V228H207ZM24 230H25V231H24ZM73 230H74V229H73ZM215 230H216V228H215ZM43 231H45V230H44V227H43ZM56 231H58V233H57ZM160 231H161V230H160ZM38 232H39V233H38ZM70 232H69V233H70ZM36 233H37V234H36ZM39 234H40L41 237L39 236ZM217 234H218V236L220 235V230H219V232H217ZM65 235H67V236H65ZM72 235H74V236H72ZM77 235H78V236H77ZM34 236H35V237H34ZM38 236H39V237H38ZM42 236L44 237V239L42 238ZM70 236H72V237L77 236L78 238L75 237V240H77V242L79 241L78 243H80V242H81V243L78 244L77 242H75V240H72V239H74V238L69 239ZM198 236H199V235H198ZM198 236H197V237H198ZM22 238H23V239H22ZM24 238H25V239H28V241H27V240H24ZM79 238H80V239L83 238V240H84L83 243H82V240H81V241L78 240ZM84 238H85L86 240L90 239V241H89L90 244H88V241H86ZM21 239L24 240L23 243H24V242H29V243H27V244H28L29 246H31V247H29L26 243H24V245H23ZM42 239H43V240H42ZM56 239H57V240H56ZM58 239H59V240L61 239V240L59 241ZM68 239H69V242H68ZM19 240H20L21 242H20ZM38 240H39V241H38ZM54 240H55V241H54ZM70 240L73 242V245H72V242H70ZM45 241H47V242H45ZM62 241H64L65 243L68 242V245H66L67 248L65 247V243H64V244H61V243H63ZM74 242H75V244H74ZM86 242H87V245H88V246L91 245V244H94V245H91V246H93L92 248H91V246L89 247L90 249L88 248L89 251H91V253H92V250H93V252H94V253H93L94 257L91 255L90 252H89L90 254L88 253V251H87V249H86L88 246H87L86 244H85L86 247H85V246H81V247H80V245H82V244H84V243H86ZM91 242H92V243H91ZM126 242H129V237H124V238H122V239H119V240L117 241V243L113 246V249L115 250V249L120 248V247H121L124 243H126ZM37 243H38V244H37ZM52 244H53V245H52ZM70 244H71V245H70ZM77 244H78V245H77ZM26 245H27L28 247H27ZM74 245H76V246H78V247H76V246H74ZM18 247H19V246H18ZM79 247H80V248H79ZM83 247H84V248H83ZM78 248H79L80 250H79ZM66 249H68L69 251L66 250ZM91 249H92V250H91ZM19 250H21V249H19ZM30 250H31V255H32V252H33V255H32V256H29V255H30V254H29V253H30ZM23 251H24V250H23ZM28 251H29V252H28ZM15 252H17V254H18V251H15ZM58 252H59V253H58ZM70 252H71V254H70ZM95 252H96V253H95ZM19 253H20V252H19ZM96 254L100 256L99 259H95V258H97V257H95ZM61 255H62V256H61ZM65 255H66V256H65ZM18 256H19V255H18ZM57 256H58V257H57ZM72 256L74 257V259H73ZM3 257H5V256L0 255V258H3ZM23 257H24V258H23ZM69 257H70V258H69ZM22 258H23L24 260L26 259V260H25L26 263H25L24 261H21ZM60 258H61V259H60ZM66 260H67V261H66ZM20 261H21V262H24V263H21ZM27 262H28V263H27ZM14 263H13V264H14ZM1 264H2V263H1ZM131 264H133V263H131Z\"/></svg>","mask_w":264,"mask_h":264}]
</instances>
